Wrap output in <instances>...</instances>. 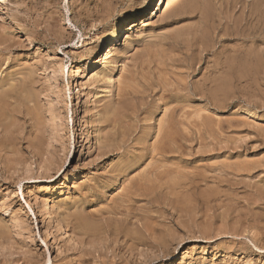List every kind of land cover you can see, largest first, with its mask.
Here are the masks:
<instances>
[{"label":"rangeland","instance_id":"obj_1","mask_svg":"<svg viewBox=\"0 0 264 264\" xmlns=\"http://www.w3.org/2000/svg\"><path fill=\"white\" fill-rule=\"evenodd\" d=\"M107 1L106 0H84V1L83 0H0V36H1V38L3 36H6L8 38V39H6V37H3V39H2L3 41L2 40L0 41V48H1V50H0L1 51L0 52L1 53L0 54V64H1L0 66L1 67L0 68L4 67V68L0 69V85H1L0 86V91H1L0 94L2 95L3 94L2 92L5 91L4 88L10 89L8 92L6 91L7 93H10V91L15 90L14 93L11 92L9 94L11 96L13 94L14 98H12V100H11V96L5 95L6 92H4V94L1 97L6 96V98L4 97L5 99H7V97H10V99H7L6 101H4L5 99L0 97V102L2 99V102L0 103V107L2 108V106H3L4 109L9 110L10 106H11V109L12 108L15 109L16 107L19 106L18 109L21 108V110H22L21 113L24 111V113L18 114L20 111L17 110V112L15 114V112L12 113L11 110H9V111L5 110V114H4V109H1V112H0V113L3 112L1 115H3V114L6 115V113H7V117H5L4 115H3V117L0 116L1 117V119H0L1 124H2V122L7 121L6 123H3L4 125L0 124V137H1V139H3V136H5V138H4L5 140L0 139L2 141V145L0 142V145H1V147H0V159H1L0 160V180L2 181V182L0 181V225L3 223L2 224L3 227H2V225L0 226V232H1L0 233V248H1L0 249L1 250L0 251V264H32V263L33 264H63L66 262H67L66 264H80V263L81 264H91V263L92 264L93 263L94 264H107V263L108 264H110V263L111 264H125V263L126 264L127 263L128 264H136V262H137V264H144L145 261L147 262V263L145 262V264H150V262H151V264H155V263L156 264H181L185 260H187V264H264V250L262 249V248H264V245H263L264 244V241H263L264 240V230H263L264 229V212H263L264 211V202H263L264 201V192L260 193L261 189L264 186L263 185L264 184V107H262V106H264V94H263L264 85H261V83H263V81H261V80L264 77V74L262 75V73L264 71H262V72L259 71L261 69L264 70V65H263L264 64V53H263V56H261L262 54H260V52L262 53L264 51L263 50L264 49V41H263L264 40V35H263L264 34V12H263L264 8L263 7L264 6H261V4L264 3V1L258 0L260 2V5H259L258 1H257V3H258V5H257L255 0H253L254 2H252L251 0H244V1L243 0H227L226 3L224 2L225 0H222V2H221V0H219V1L218 0H213V1L208 0L211 3L212 9H213V6H216V4H217L219 15L217 14L218 11H217L216 7H214V9L216 11L214 9H213V11L216 12V14L218 15L219 18H217L216 14L214 12L212 14V9H209L210 3H208V1H206V0H203L202 4H201L202 1H200V0H199L200 3L198 2L199 4L197 3L198 0H195V1L194 0H192V1L187 0V2H185V3H183L185 0H180L183 2L177 3V5L179 7H177L176 4H174L175 2H177L179 0H176V1L173 0V2H172V0L171 1L167 0L169 2V4L167 3L169 5V11H168L167 6H165V9L169 13L163 9L165 11V13L167 12L166 14L164 13L163 10L158 11V9H157L158 0H107ZM111 1L112 2L114 1L115 4L112 3ZM116 1H118L119 4H117ZM248 1H249V3H248ZM250 1H251V3H250ZM122 2H124V3H122ZM191 2H193V3L195 2L196 5H194ZM223 2L225 3L224 6L222 5ZM228 2L229 3L231 2V3L229 4ZM239 2H240V4H239ZM205 3H206V5H205ZM214 3H216V4H214ZM172 4H173V6H172ZM182 4H184V6H187V8H184L185 11L183 9H181L182 8L181 6H183ZM189 4L191 6H193V10L195 12L191 9L192 8L191 6H190L191 8L189 7ZM197 4H198V6H197ZM208 4H209V6H208L209 8L207 7ZM236 4H237V6H239V7H236L237 9H235ZM248 4L251 6L255 4L256 6H252L250 8V6ZM116 5H117V7H116ZM32 6H34V7H32ZM170 6L173 7L174 9L170 8ZM174 6H176L177 8ZM219 6H221V8L225 7L224 11H223V8L220 9ZM240 6H241V8H240ZM258 6H260L261 9L262 8L263 9L262 10L258 9V8H260ZM196 7H198V9ZM110 8H112V9H110ZM114 8H116V9H114ZM154 8H156V12L158 13V16L153 21L150 20L151 21L149 24L150 26L148 25V26L141 28L142 21L144 19L145 20L149 19V17L151 16V11ZM195 8L197 10H199V12L197 10H195ZM199 8H201V9H199ZM207 8L209 9V11H207L208 10ZM252 8H254V10H252ZM177 9H181L183 12L178 11ZM186 9H188V10H186ZM202 9L204 11H205V9H207L206 10L207 12L205 11V14L209 13L210 14V15L208 14L209 16H211V17L213 16L212 18L216 22L217 25L215 24V22L211 23L212 18H210V17L208 18V16L206 17L207 19L202 18L201 14H203V17H205L207 15V14L205 15L203 13L204 11H202ZM233 9H234V11H233ZM171 10H173L174 14L178 11V13H177L178 15L177 14L173 15ZM189 10H191L190 14H189ZM210 10H211V12H210ZM113 11H115V12L113 13ZM196 11H197V13H196ZM200 11H202L201 14H200ZM237 11H239V13ZM229 12H231V13L234 12V13H232L233 14L232 15ZM254 12H255V14H254ZM163 13H164V15H163ZM191 13L193 16L191 15ZM224 13H226V16L228 15L227 19H224V18H226L224 16ZM256 13L258 15H256ZM229 14H231V15H229ZM243 14H246V15H243ZM198 15L200 16V18H198L199 17ZM242 15L245 17H243ZM262 15H263V17H262ZM89 16H91V17H89ZM229 16L232 17L233 19L235 18L234 19L235 22H233V19L230 18ZM257 16H259V17H257ZM214 18H216V19H214ZM228 18H229V20H228ZM244 18L247 20H245ZM78 19H80V21ZM197 19H199V21H197ZM200 19H202V22L200 21ZM209 19H211V20H210V22L208 21L209 22V24H208L207 20H209ZM250 19L251 20L254 19L256 21H254V20L251 21ZM260 19L262 21H260ZM81 20H83V21H81ZM258 20H259V22H258ZM134 21L139 24L141 29H140V31L135 30L133 32V34L130 36L131 38L129 37V39H127L128 38L127 34H125L124 32L126 30L127 25H129L131 22H134ZM187 21L193 22L194 24H191V25L189 23L187 24L186 23ZM198 22H200V23L198 24ZM256 22H257V25H256ZM201 23H204V24H201ZM236 23L238 24V27H236V25H235ZM212 24L215 25V27L216 26L217 27L215 28L214 26H212ZM226 24H228L229 26L227 25L228 27H226L225 26ZM245 24H247V26ZM186 25L188 27H189V25L192 27L188 28ZM195 25H197V26H195ZM202 25H203V28L200 27ZM205 25L206 26L211 25L208 28L210 31L211 30L212 31L209 32L208 34H207V32L209 31L208 28L205 31H207L206 32L207 37L210 39L211 35H212V39H214V40L211 39L212 40L211 41L206 37V35L204 36L205 32L202 29H206ZM184 26H185V28H184ZM231 26H232V28H234V27H236V29L239 28L240 31L241 30L242 31L238 33L237 32L238 30H236L235 28L234 29L230 28ZM195 27H196V29L197 28L198 29L196 30ZM258 27L261 30H259ZM182 28H183V31H181V33H183V32L187 33V31H188L187 35L189 34L188 36L190 38H192V35H194L196 33L195 39L192 41L188 36H187L188 38L185 37L186 35L184 33H183L184 36L180 37L181 33L179 30ZM190 28H193L192 30L195 29L194 31H196V32L193 31V33H192V30H189ZM214 28L217 30V31L215 30L216 32L213 30ZM229 28L233 31H231ZM220 29L223 32H221ZM117 30L119 33L122 32L120 41L118 43L119 49H117V51H116V56H115L114 61H113L114 64L111 62V64L109 65L110 68L108 67L109 68L108 69L106 66H104L102 64H96V61L100 60V58L102 57L103 51L105 50L106 45L108 43L107 41H108L109 37L113 34V31H117ZM185 30H186V32H185ZM224 30H226V31L228 30V31L224 32ZM213 31L215 32V34ZM219 31H220V33H219ZM261 31H262V33L260 34ZM250 32H251V34H249ZM253 32H255L256 35ZM34 33H35V36H33ZM176 33H179V35ZM197 33H200V34H197ZM201 33L203 34V36H201L202 35ZM210 33H212V34L210 35ZM223 33L226 35L223 36ZM235 33L238 34V35H236L237 37L234 35ZM240 33H242V34H240ZM190 34H192V35H190ZM216 34H217V36H216ZM177 35H178V37H176ZM249 35L250 36L252 35L254 39L251 38ZM200 36L205 37V38H201ZM242 36H245V37H242ZM246 36L248 37V39H246L247 38ZM199 37L201 39H204V40L207 38L208 41H210L209 43H213V45L212 44L209 45L207 39H206V41L208 44L203 43L204 40L202 41ZM233 37H235V38H233ZM255 37H258V39ZM259 37H260V39H259ZM261 37L263 40L261 39ZM249 38H251L252 42ZM184 39H185V42H184ZM199 39L202 43L201 42L198 43ZM231 39H233V40H231ZM236 39H239V40H236ZM242 39H244V40H242ZM5 40H8L9 42H5ZM40 40H42V41H40ZM186 40H188V41H186ZM190 40H191V43L192 42L194 43V46L199 47V45L201 44L202 45V46H200L201 49L196 47L198 49L197 50L194 46L191 47L192 44L190 43ZM247 40H250V41H247ZM242 41H244V42H242ZM173 42L175 45L172 44ZM195 42H197V43L195 44ZM216 42H217V44H216ZM180 43L183 45L181 46ZM233 43H234V45H233ZM248 43H250L251 46L248 45ZM257 43H258V45H257ZM177 44L179 46L175 47V46H177ZM185 44H189V45H185ZM204 44H206L209 47H207ZM238 44H239V47H238ZM231 45H232V47H231ZM243 45H244V47H243ZM11 46H12V48H11ZM205 46H206V48H205ZM210 46L212 47L211 49H209ZM252 46H253V48H258L260 46V48H258L259 52L255 53L254 50H256V49L253 50ZM4 47H5V49H4ZM181 47H183L185 50ZM185 47H188L187 50ZM175 48L176 49L178 48V49L175 51ZM180 48H181V50H179ZM236 48H239V49L236 50ZM241 48H242V50H240ZM188 49L190 51H188ZM229 49H230V51H229ZM249 49L251 51H249ZM259 49H262V50H259ZM171 50H173V52H171ZM202 50H203V52H202ZM235 50L238 51V53L241 51L240 52L241 55L238 54L237 52H235ZM174 51H175V53H174ZM179 51H181V52L183 51L182 54ZM196 51L197 52L199 51L200 54L199 53L196 54L197 53ZM214 51H215V53H214ZM227 51H229V52H227ZM243 51H246L247 55H246V52L242 53ZM252 51H254L253 53L255 55L260 54V56L256 55V57H258V56L259 57L257 59H255V57H254L255 55L253 53H252L253 55L251 54ZM201 52L203 53V55ZM234 52L236 55L234 54ZM249 52H250V54H249ZM177 53H180V55ZM230 53L234 54L232 56H237V54H238V56L241 58V61H239L240 60L239 57H236L239 60H237L235 57L234 58L232 56L230 57V55H231ZM192 54H195L198 59H199V55H200V58H202V59H199L197 61L196 60L197 58L195 57V55L193 56ZM248 54H249V56H248ZM4 55L7 57H5ZM162 55H164L165 58ZM166 55L168 57L171 56L170 59L172 62L174 61L173 64H171L172 62H169L170 59L168 57H166ZM177 55H178V57H177ZM189 55H190V57H189ZM243 55L247 56V57L244 56L243 59L248 58V59L244 60V63H243V59L241 57ZM161 56H162V59H161ZM191 56L193 58L194 57L196 58V59H193L195 61L192 60ZM250 56H251V59H254V60H251ZM4 57H5L6 61L4 60ZM148 57L150 58V61H149ZM156 57H158V60H156L157 59ZM228 57H229L230 61L235 60L236 64L239 62L238 63L239 65H241L243 68H246V69H243V72H241V70H240V74H242V73L245 74L244 73L245 70H247V72H249L248 70L251 69L250 72L248 73V76H247V77H250V79L247 80V77L244 76L243 74L241 76L242 77L244 76L246 79H244V77H243V79H242V77H238V76H240V75H238L239 69H241V68H239L241 66H239L238 64H237V66H239V67H237L238 69L236 67H234L235 69H233L232 66H236V64L234 62L231 61L233 65H231V62H229L228 59H227V62L230 63L229 65H228V63L222 62L223 60H225ZM145 58L148 59V61ZM159 58L161 59V61ZM176 58H178V59H176ZM207 58L209 59V61H206ZM220 58H222V59H220ZM261 58L263 59L262 60L263 62L261 61ZM151 59H154V60H151ZM258 59H259V62L261 61V64H259V62L256 61ZM190 60L193 62H191ZM203 60H205V62ZM220 60H221V63L226 64L228 66L227 67H226V65L220 66V65H222V64H220ZM248 60H250L251 62L256 61L255 65H254V62H252L253 64H251V62H250V64H251L250 69H248L250 65H248V67H247V63L249 64ZM196 61L198 63H196ZM218 61H219V64H217ZM39 62H40V65H39ZM153 62H154V64H153ZM161 62H164L163 65L161 64ZM245 62H247V63H245ZM26 63H27V65H26ZM178 63H179L180 68L182 66H184V69L187 72L183 68H182V71H183L182 72L181 69H179ZM194 63H195V66H194ZM256 63H257V65H256ZM18 64L20 66L21 65L26 66V73H24L25 67L21 66L22 67L21 68ZM160 64L162 66H160ZM164 64H167V66ZM176 64H177V66H176ZM212 64L215 66H213ZM41 65H42V67H41ZM145 65H146V67H145ZM169 65H170V67L171 66L172 67H171L169 73H165V74H167V76H166L164 74V72L169 71L168 70L170 68ZM245 65H246V67H245ZM258 65H260L259 66V68L261 67L260 69H258V67H257ZM27 66L32 67L33 69H31V68L28 69ZM189 66H190V68H189ZM262 66H263V68H262ZM158 67H159V69H158ZM165 67H167V69ZM212 67H214V68H212ZM224 67H226L227 69L231 68L233 70V71L232 70L231 71L235 72L236 74L232 73L233 75L231 76L230 69L227 70ZM256 67L258 70L257 73L255 72L257 70L254 69ZM18 68L20 69V71ZM112 68L115 69L114 74H115V77L117 80H116V86H115L114 92H111V91L109 92V90H106V88L104 86L105 82H106L105 79L107 78L105 76H107L109 74V72H110V70H112ZM162 68H165L164 72H162L163 71ZM199 68H201V69H199ZM27 69L29 70L28 73H27ZM95 69L97 70V72L99 71L100 76L97 80L98 84L96 83V86L98 89L97 90L98 95L96 98V102H94V104H93L94 107L92 108V106H89L90 101L87 100V99H89V95H88L89 90L88 89L90 87V84L88 82V78L90 76V73ZM160 69H161L160 74L162 72L165 77L162 74L160 75L161 77L159 76L158 70H160ZM205 69H206L207 73L205 72ZM210 69H212V70H210ZM215 69H217V71ZM218 69H219V71H218ZM236 69H237V71H236ZM252 69H254L255 71H253ZM6 70H7V73H6ZM14 70L15 71L17 70L18 72L17 71L16 72L19 74L14 72ZM23 70H24V72H22ZM78 70H80L79 73H78ZM166 70H168V71H166ZM171 70L174 74H171L172 73ZM188 70H190V71H188ZM209 70H210V72H209ZM223 70H225L224 73H226V76L224 75ZM8 71H10V72L8 73ZM12 71H13V73H12ZM32 71H33V73H32ZM34 71H35V73H34ZM180 71L182 73H180ZM214 71H215V74L217 72L216 75L214 74ZM221 71H222V73H221ZM227 71H230V74ZM247 72L245 75H247ZM31 73L34 75L31 76ZM219 73H221V74H219ZM20 74L21 75L24 74V75L21 76ZM28 74H30V77L28 76ZM101 74H102V76H101ZM203 74L205 76L207 74H209L210 76L207 75V77L204 76L205 77L204 78V77H202ZM211 74H213V75H211ZM222 74L224 75L225 78H222V76H223ZM258 74H261L262 79H261V76ZM13 75L17 80L19 79L18 80L19 82H16L17 80L14 77H12ZM185 75H187L188 77ZM199 75H201V76H199ZM197 76H198V78H197ZM253 76H254V79H253ZM255 76H257V77H255ZM8 77H9V79L12 78L11 79L12 83H10ZM27 77L30 80H27L28 82L27 81L26 82L29 83L30 86L27 83L22 82ZM169 77H171L172 80ZM185 77L187 79H185ZM200 77L202 78V80H203V78L205 80H207L208 77L210 79H208V82L204 84L203 82H201L202 80ZM219 77L221 79H219ZM231 77H233L234 79ZM237 77L239 78L240 81L238 80ZM33 78L37 82H33V80H34ZM159 78H161V79H159ZM195 78H197V79H195ZM199 78H200V80H199ZM214 78H217V79L215 80ZM258 78L261 80H259ZM1 79H3L4 81ZM165 79H167L168 82H166L167 80H165ZM191 79L193 80L194 83L192 82ZM194 79H195V81H194ZM211 79H214V80H211ZM224 79L225 80L230 79V80H228L229 82H232V79H233V82H232L233 86H231L227 80L224 81ZM99 80H101V81L98 82ZM178 80L181 82H178ZM185 80H187V81L185 82ZM205 80H203V81L205 82ZM217 80H218V82L220 81L221 84H218ZM221 80L223 81V83ZM246 80L247 81L251 80V82L249 81L251 84L250 86H248L249 82H247ZM253 80H255V81H253ZM160 81H162V82H160ZM198 81H200L201 83ZM213 81H215V84L218 86L214 87L215 84ZM256 81L261 82L260 87H258L259 83L257 84ZM5 82H9V83H5ZM20 82H22V83H20ZM197 82L200 83L201 85H199ZM211 82H212V84L210 85ZM224 82L225 83L228 82L227 83L228 87H226V88L222 87L223 88V91H222L220 87L226 86ZM3 83H4V85L6 84V86H3ZM99 83L100 84L103 83V85L102 84L100 85ZM166 83L167 84L169 83L168 86ZM175 83L178 85V87H176ZM180 83H182V84H180ZM245 83H248V85L247 86L244 85ZM252 83L255 84L254 87H253ZM7 84H9V85L13 84V86L11 85L9 88L7 86ZM19 84H22V85L24 84V86L20 85L21 86L20 87ZM26 84L29 86V88H28L29 91L26 89L28 86L26 88H24ZM31 84H35V85H31ZM38 84L40 86L42 85L41 86L42 89H40L41 91L39 90L40 86ZM127 84H129L131 86L130 88H133V90H131ZM206 84H208L209 86ZM169 85H171V86H169ZM185 85H187V86H185ZM239 85L240 86L242 85V86L239 87ZM31 86H32V88H31ZM33 86H34V89H33ZM35 86H37V87L35 88ZM38 86H39V88H38ZM99 86L102 89L99 88ZM162 86L164 87L163 89H162ZM207 86L209 88H207ZM234 86L237 88L235 89ZM1 87H2V89H1ZM14 87H16L18 91ZM194 87H195V90H194ZM197 87L199 89H200V87H202L201 90L203 89L202 90L203 93L200 90V93H201L200 94L199 89ZM203 87H205V88H203ZM248 87H249V90H248ZM11 88H13V89L11 90ZM210 88L215 89V91L210 89ZM216 88H218V89L216 90ZM254 88H256L257 92H259V93L255 92L256 90ZM24 89H25V91H22ZM99 89H101V90H99ZM232 89H233V92H232ZM244 89L245 90L247 89V90L245 91ZM259 89H261L262 94L260 93L261 91ZM42 90H45V91H42ZM16 91L18 92V94L20 92V94H22V95L24 94V92L27 94L30 92V94H28V95L24 94L23 95L26 97H23L21 95V98L23 99V100H21L19 97L20 94L17 96V98L15 97V94L17 95ZM32 91H35V92L38 91L39 92V93L37 92L38 95L42 92V94L39 95V100L38 99L35 100V98H38V95L36 94L37 97H35L34 96L35 93ZM131 91H133V92H131ZM191 91H193L194 93ZM229 91H231V92L226 93ZM240 91L242 92L243 95L240 93ZM43 92H45V93H43ZM79 92L82 94V96L85 100V106H86V107H84L85 111L84 110L79 111L77 109V103H78L77 93H79ZM125 92H127L129 95ZM129 92L131 93V95ZM206 92H207V94H206ZM249 92H251V95L249 94L250 97H248L249 95H247ZM254 92H255V94H254ZM220 93H222V94H220ZM231 93H232V95H236V97L230 96ZM190 94H192L193 96ZM213 94H214V97H213ZM217 94H220V96L219 95L217 96ZM244 94H246V95H244ZM221 95H223L222 98H221ZM260 95L263 96V98ZM27 96H31L32 98L31 97L27 98ZM226 96L228 98H226ZM229 96H230V98H229ZM251 96L255 97V98L252 99ZM216 97H218V98H216ZM223 98H226L227 100L226 99L223 100ZM248 98H249V100H248ZM14 99L16 101V102L14 101L15 105L11 103ZM28 99H29V101H28ZM31 99H33V100L30 103ZM128 99H129L130 104H128L129 103ZM229 99H231V100H229ZM250 99H251V102H250ZM9 100H10V102H9L10 104L9 103L8 104L10 106H8V109H7L6 106L8 104L6 106H4V105ZM123 100L124 101L126 100L128 103H126V105H125V102H126L125 101L123 104L122 103ZM225 100H226V102H225ZM255 100H256V102L258 101L257 102L258 104L255 102ZM261 100L263 101V103ZM23 101H24V103H23ZM40 101H41V103H38ZM229 101H231V103ZM3 102H5V103H3ZM119 102H121V104H123V105L121 106V104ZM27 103H29V104H27ZM34 103H37V104L34 106L33 105ZM214 103H216V104H214ZM1 104H2V106H1ZM19 104H21V105H19ZM205 104L207 107L205 106ZM221 104L224 106H222ZM225 104L227 106L228 105L229 106L226 107ZM24 105H25V107H24ZM37 105H39V106L37 108H35ZM40 105H43V107L41 106L42 107L41 108ZM127 105H128V107H127ZM219 105H221V106H219ZM13 106H15V108ZM120 107H122L123 109ZM24 108H26V109L29 108V110L27 112H32L35 116L31 113H29V115L31 114L29 116L26 112V109H24ZM108 108H110V109L113 108V111H115V113L113 112L114 114H112V111L110 112V110ZM118 108L120 109L119 110V116L116 117L115 115L116 114L118 115V111H116V109L118 110ZM13 109H12V111H14ZM16 109H15V111H16ZM37 109H39V110L41 109L42 112H41V110L39 111ZM88 109H90V113L92 115L90 113H87L86 110H88ZM122 110H125V112H126V113L122 112L123 115L120 114V111H122ZM104 111H105V115L102 116L101 113L102 112L104 113ZM38 112L39 113L41 112V113L38 114ZM106 112H110V113H106ZM8 113L10 115H8ZM42 113H44L45 115H42ZM98 113H100V114H98ZM12 114H13V116L15 115L13 118L17 117V119L19 121L22 118L23 119L21 122L22 124L19 123L18 121L17 122L19 124L17 122H15L14 120H9V119H11ZM207 114H209V115H207ZM18 115H20V116H18ZM98 115H99L100 119L96 118V117H98ZM113 115L115 116V118ZM31 116L33 118L36 117L37 120H35L36 118L33 119ZM43 116H46V117L44 118ZM91 116H93V117H91ZM120 116H122V117H120ZM209 116H210V118H209ZM123 117H125V119H123L124 121L121 119ZM31 118H32V120H31ZM91 118H93L92 120H95L96 125L91 124L92 123ZM118 118L121 119V121H123V122H121V125H120V121H118L119 120ZM38 119H39V121H38ZM42 119L45 120L44 123H47V121H48L47 124L52 125V126H50V127H52V129L50 127H48V125L46 126V124H44V123H43L44 126H46L47 128L44 127L43 124L40 126H36L38 123L41 124V122L44 121ZM203 119H205V120H203ZM207 119H209V120H207ZM213 119H217L215 121H217L218 123L212 121ZM201 120H202V122H201L202 124L199 123ZM218 120H220V121H218ZM232 120H233V122H232ZM28 121L29 122L32 121L33 123L34 122H36V123H34L35 124L34 125L32 122L29 123ZM197 121H199V122H197ZM207 121H209V122H207ZM10 122H13V123L15 122V123L12 124ZM203 122L207 123V124H203ZM211 122L214 123V125L218 124V126L220 127L218 130H220V132L217 130L218 127L216 128V125L215 126H211V125L209 126V124H211ZM231 122L236 127L235 126L233 127ZM117 123L119 126L117 125ZM123 123H124V126L126 128L123 127ZM196 123L201 124V126L197 125ZM9 124H11L12 127L11 126L10 127L12 129L14 127L13 130H15V128H17L16 129L17 131H19V130L21 131V132L19 131L21 134L18 132L19 133L18 137L16 134V132H17L16 130H15L16 131L15 133L13 132V130H9V129H8L9 134H8V132L2 133L3 127L5 128L4 131H7L6 129L8 128L7 126H9ZM16 124H17V126H20V128H18L16 126ZM128 125H129V127H131V129L127 128ZM130 125H132L133 127ZM163 125H166L165 127L171 129L170 130L171 132L170 131H169L170 133L168 132L169 129H163L164 128ZM207 125L209 126V128L213 127V129L210 128L211 132H209L210 129L209 130L207 129L208 128ZM228 125L230 128L232 127L229 130H228ZM1 126H2V128H1ZM120 126L123 127V129H119ZM34 127L36 129L38 127L39 132L36 130L34 131V129H35ZM40 127H43L44 129L43 128H41V129H43L44 131L43 130L41 131ZM117 127H119V128H117ZM160 127H163L162 128L163 130ZM203 127H206V128H203ZM221 127H223V128L221 129ZM30 128H31V130H30ZM1 129H2V131H1ZM160 129L162 130L163 133L160 132ZM206 129H207V131H206ZM48 130H50V131H48ZM59 130H60V132H58ZM117 130H118V132L120 130H122L121 131L122 133H117ZM127 130H130V131H127ZM232 131L235 132L236 134L235 133L232 134L233 133ZM123 132H125V133L127 132L125 137H123L124 139L121 138V135L124 136ZM224 132H225L224 137L226 138V136L228 135L229 136L228 139L223 138V134H221V133H224ZM12 133H14V135H16V137L14 136L15 138L12 136L13 135ZM136 133H137V135H136ZM164 133L167 135H163ZM107 134H108V137H107ZM172 134H174V135H172ZM111 135L114 137H111ZM219 135H222V136H219ZM37 136H39V138ZM102 136L107 137L105 139L109 140L110 143L105 141L103 139L104 137H102ZM115 136L119 140L115 139L116 138ZM6 137L9 139L8 141H7ZM109 137H110V139H109ZM126 137H127V139H126ZM128 137H130V140ZM162 137L166 138V139L174 137L173 138V143H174L173 147H176V145L179 144L181 146V148L179 146H177L178 149H177V152H175V150H173L174 148H172L173 143L171 142L170 144H168L170 142V140L172 141V139H170V140L167 139V140H165L166 143L165 142L162 143V141L164 140ZM16 139H17V141H12V140H16ZM39 139L41 141H39ZM160 139H163V140L160 141ZM229 139L232 141L235 140V143L230 141ZM239 139H240L241 143H239L240 141L238 142ZM38 141H39V144H38ZM100 141L101 142L103 141V142L100 143ZM115 141H119L120 143L119 142L117 143ZM236 141L238 142L237 148L240 146L239 147L240 149L236 148V146H235V144H237ZM15 142H17V143H15ZM104 142H107V143H104ZM154 142L156 143L157 146L156 145L155 146L157 148L154 147ZM158 142H160L159 143L160 146H161V143L162 144L165 143L166 145H170L171 150L173 151V152L169 151L170 154L168 152L166 154L167 157L164 156V158L166 160L158 152L159 151ZM108 143L110 145H108ZM114 143H115L116 148L119 147L118 145H120V147H119L120 149L124 145L125 146L119 152L118 150H116V148H114V146L112 147V145H114ZM175 143H176V145H175ZM220 143L223 144L221 146V147H223V149L220 148V145H221ZM5 144H9V145L11 144V146L13 145L12 148L13 149L14 148L19 149L18 152H20L21 154L18 153L17 151H15V152H17V154H16L14 152V150H16V149L13 150L12 148H10L11 146L7 147ZM16 144H17V146H15ZM32 144L35 147L37 146V149L34 147L32 148V146H33ZM99 144H102L103 145L102 147L105 146V149L104 148L100 149L99 147H101V146H99ZM232 144H234V145H232ZM239 144H241V145H239ZM4 146H5V148H3ZM107 147H109V149L111 148L112 150L111 149L109 150ZM106 148L108 151H105ZM38 149L40 150V152L38 151ZM114 149H115V151H114ZM155 149H157V150H155ZM44 150H45V153H44ZM150 150H152V151H150ZM64 151H66V152H64ZM99 151H102L103 153L101 154V152H99ZM155 152L159 153L161 159L158 156V154H156ZM6 153H8L9 155L7 156ZM37 153H40L41 155H43V157H41ZM12 154H13V156H12ZM35 154H37V155H35ZM53 154H54V156H53ZM1 155H2V157H1ZM38 155L40 158L38 157ZM155 155L157 156L156 159H155ZM3 156L6 157L5 161H3L4 160ZM18 156H20V157L23 156L24 161L25 160L26 161L24 162L22 158L19 159ZM127 156L129 159L126 158ZM48 157L51 159H49ZM152 157H154L153 158L154 160H152ZM13 158H14V160H17L15 162L16 163L18 162V164H16L13 161ZM61 158H63V159H61ZM158 158L161 160L159 162H161V163H162V161L164 163L167 162L168 165L169 164L171 165L172 162H170V161L173 160V166L172 165L168 166L166 163H165L166 166H164V165L161 166L164 163H162V164L159 163L157 161V160H159ZM48 159L51 161L49 162ZM168 159H170V160H168ZM46 160H48L47 161L48 163H46ZM61 160L64 162H62ZM120 160H121V162H120ZM228 160H230V161L226 162ZM246 160H248L249 162ZM8 161L10 162V164ZM20 161H21V163H19ZM52 161L54 162V165H53ZM58 161L59 162L61 161L60 164ZM231 161H232V163H231ZM237 161H239L240 164L239 163H237V164L233 163V162H237ZM245 161L247 162L248 165H250V164L251 165L248 166ZM254 161H255V165H253ZM4 162L6 165L9 164V165H7L8 167L5 166ZM13 162L15 163L16 166H14V167L15 168L17 167V170L12 166V165H14ZM119 162H120V164H119ZM152 162L153 163L157 162V165L159 164L157 167L158 169L156 168L157 165H152L153 164ZM168 162H170V163H168ZM258 162H259V164H258ZM1 163H3V164H1ZM50 163L52 165H50ZM150 163H152V164H150ZM45 164H47L48 166L46 167ZM117 164H118V166H117ZM149 164H150V167H149ZM227 164H228V166H231L230 164L235 166L233 168L235 171L237 169L239 170V168H237V167H239V166H243V167H241L242 170L240 169V172L237 171V172H239V174H238L233 169H231L233 166L227 168ZM19 165H20V167H19ZM216 165L218 166V168L220 167L219 165H221V167L223 168V169H221V167L219 168L221 170V172H220V170L217 171L218 168H216ZM236 165H239V166H236ZM9 166H11V168H13L14 170L10 169ZM56 166H58V167H56ZM121 166L123 168L124 167L125 168L123 169ZM153 166H155L154 169L156 168L155 169L156 171L151 169ZM206 166H207V168L210 166L208 168V170H207ZM251 166L254 169V170L252 169V171H250ZM258 166H260V167H258ZM21 167H24V168H21ZM48 167H50V169H52V170H50ZM160 167H162L161 168L162 170L160 169ZM169 167H172V168L174 167L175 169L174 168L172 169ZM114 168H115V170H114ZM118 168H119V170H118ZM163 168H165V170ZM215 168H216V170H215ZM224 168H225V171H224ZM248 168H250V169H248ZM7 169H8V171L6 173ZM9 169H10V173H8ZM19 169H21V170H19ZM27 169H29L28 172H27ZM31 169H32V171H31ZM148 169L150 171L151 170L152 171L150 172ZM167 169L169 171H166ZM209 169H211V170L213 169V170L211 171ZM243 169H244V172H243ZM245 169H247V172L245 171ZM44 170L46 171L45 172L46 174L44 173ZM144 170L145 171L148 170V172L146 173ZM120 171H121V173H120ZM153 171L157 172L158 174L157 173L155 174V172H153ZM203 171H204V173H203ZM214 171H215V173H213ZM226 171H227V173H229V171H230V174L233 173L232 176L230 174H229L230 176L227 174L228 177H226V173H225V177H226L227 182L224 181V178H223L224 172H226ZM139 172L143 173L145 180H147L148 178L151 180L153 178H155V181L153 182V180H152V183L149 182L150 181L149 179H148L149 181L148 180L145 181L144 178L141 177V176H143L142 173L140 174ZM167 172H169V173L173 172V174L171 173V175L169 176V173H167ZM234 172L236 175L234 174ZM151 173H154L155 176ZM163 173H164V175H163ZM180 173L182 175H180ZM199 173H200V176H199ZM206 173H209L211 176L209 175L207 177L208 174H206ZM246 173L248 175H246ZM42 174H44L43 178L41 176ZM165 174H168V175H165ZM178 174L181 177H179ZM186 174L188 175V179L186 177L187 176ZM213 174L217 179L213 176ZM9 175H11L12 177ZM38 175H39L40 179H39V177H37ZM259 175L262 179L259 178ZM127 176L128 177L132 176V177L128 178ZM133 176L135 177V179H136V176L137 177L140 176V177H138L136 180L133 181V179H134ZM163 176H165L167 179H164L165 184L163 182L164 185L162 184L163 186H161L160 183H162L163 178H165ZM167 176H169V177H167ZM173 176H178V177L176 178ZM193 176L196 178H194ZM197 176H199V178H197ZM243 176H247V177H243ZM9 177H10V179H9ZM125 177H127V178H125ZM156 177L162 178V181L160 182L159 181L160 178L158 179ZM200 177L202 178V180H200L201 179ZM212 177H214V179ZM232 177H234V178H232ZM6 178H7V180H6ZM178 178H179V181H178ZM183 178H185V181H187L186 183L184 181V183L186 185L183 184V180H184ZM204 178L207 179V181L209 183L206 180L204 182ZM4 179H5V182H4ZM116 179H117V181H116ZM125 179L126 180L129 179V182L131 181L134 184V186L132 183H130L131 185H129L128 180H127V183H125V181H126ZM169 179H171L172 181ZM222 179L224 181L223 184L220 183V182H223V181H220ZM230 179H231V181H230ZM233 179H236V180L234 181ZM138 180H140V182ZM180 180H182V183L180 182ZM240 180H241V182H243L242 180H244L243 183H245V184L246 183L249 184V182H250V185L252 187L251 186L249 187L248 184H246V186L248 185L247 187L249 189H252L253 191L246 189L245 188L246 186H244L245 184H243V183L241 184ZM254 180L258 181L259 184L257 186L252 185L254 183H255L254 185H256V182ZM175 181H177V184H178V185L176 184V186H174L175 183L173 184V182H175ZM188 181H190V182H188ZM191 181H192V183H195L196 181L198 183L192 184ZM213 181H215L216 184H215V182L212 183ZM233 181H234V183H232ZM158 182H159V185H158ZM170 182H171V184H170ZM210 182H211V184H210ZM235 182L240 183V184L238 185ZM124 183L129 185L127 188L125 186V190L126 189L129 190V191L126 190V192H128V193H126L124 190H122L123 185H125ZM138 183H139V187H137ZM146 183L147 184L149 183L148 187H147ZM153 183H155V184H153ZM166 183H168V184H166ZM205 183H208V184H205ZM218 183H220L222 185H220ZM231 183H232V186H231ZM260 183L263 186L260 185ZM172 184H173V186L169 187ZM187 184H188V186H187ZM226 184H228V185H226ZM155 185L157 188H153V187H155ZM192 185L194 187H192ZM198 185L200 187H198ZM206 185H207V187H206ZM208 185L209 186L211 185L210 188L208 187ZM224 185H226V186H224ZM150 186H152V187H150ZM177 186H178V188H177ZM181 186H182V188H181ZM183 186H184V188H183ZM190 186L192 187L191 190H190V188H191ZM223 186H224V188H222L221 192H220L219 190ZM236 186H237V188H239V187L241 188L243 186L242 187L243 189L242 188H241V190H240V188L237 189ZM258 186H260V187H258ZM131 187H133V188H131ZM143 187H145V188H143ZM179 187H180V192H179ZM186 187H187V189H189L188 191H187ZM136 188H138L139 190L143 189L144 191L142 190L143 192L142 191L139 192V190L138 189L136 190ZM147 188H153V191H152V189H149V192H148ZM170 188H172L173 191H171L172 189H170ZM174 188L177 189L178 191L176 192V190ZM194 188H196V189H194ZM218 188H219L218 191L220 192L219 195L216 192ZM130 189L131 190L135 189L136 191L135 190L134 191L136 194L133 193L134 192L133 190H132L133 192L131 193ZM163 189H165V190H163ZM166 189L167 190L170 189L169 191H171L173 195L169 191L167 192ZM181 189H182V192H181ZM213 189H215L216 191ZM224 189L230 190L231 193H230V191H229V194L224 192L223 191ZM145 190H147V191H145ZM195 190H197V191H195ZM137 191L139 193H137ZM186 191H187V193H186ZM189 191H191V192H189ZM205 191L208 192V194H210L209 195L210 197L208 195L206 196L207 193L204 194ZM233 191H234V193H233ZM249 191L251 193L255 194V195L254 194H252V195H253V197L255 196L256 199L253 198L252 195L251 196L249 195L250 194ZM123 192H124V195H123ZM129 192L132 195H134V197L132 196L134 198L132 200L133 202L132 201L131 202L126 201V200H128L129 197H131L128 195ZM158 192H159L160 196H159V194H157ZM183 192L186 193L185 196H184ZM196 192H198V195L201 193L199 197L196 194ZM213 192L214 193L216 192V193L214 194ZM257 192L259 193V195ZM140 193H141V197H140ZM143 193L145 195L147 193L146 197H144L145 195H143ZM166 193H168V194H166ZM175 193L178 194L179 196L177 197ZM247 193H248V196H244V195H247ZM121 194H122V196H124L123 198H124L125 202L123 200H120L122 198V196H120ZM148 194H149V196H148ZM169 194H171V195H169ZM216 194L218 195V198H216L217 196H215V197L212 196V195H216ZM235 194H237L240 197L236 196ZM135 195L137 197L139 195V197L137 198ZM168 195L170 197H168ZM181 195H182V197H181ZM234 195L236 198H234ZM260 195H262V196H260ZM142 196L144 199L142 198ZM153 196H155V197H153ZM157 196L160 199H157ZM186 196H187V198H185ZM118 197H120V198H118ZM161 197L164 199V201H162ZM183 197L185 199H183ZM204 197H207L208 200H206V198H204ZM222 197L227 202H224V199ZM247 197H249L248 201H247ZM116 198L118 199V202H117ZM150 198H153V199H150ZM154 198H156L155 200L157 201L158 205H159V203H161L160 207L157 205V203H154L155 202ZM181 198H182V201H181ZM239 198L241 201L239 200ZM242 198L243 199L245 198V199L242 200ZM46 199L49 201V203H51L50 205L52 207L55 206L54 209L52 208V211L54 210L53 212H55V213H53V218H51L49 216L45 217L43 214L44 213L43 212V208H44L43 205L45 204V202H47ZM115 199H116V201H115ZM186 199H188V200H186ZM195 199H197V200H195ZM233 199H235L236 201ZM251 199H252V201H251ZM257 199L258 200L260 199V201H257ZM159 200H161V201H159ZM169 200H171V201H169ZM172 200H173V202H172ZM190 200H192V201H190ZM214 200H216V201H214ZM113 201L115 203L116 202L117 203L115 204ZM120 201H123V202H120ZM177 201H181V203L184 201V203H186V205H184V203L181 205L180 202H177ZM188 201L191 204L188 203ZM194 201H195V203H194ZM221 201H223V202H221ZM242 201H244V202H242ZM253 201H254V203H253ZM42 202H44L43 205H42ZM119 202L122 204L121 205L118 204ZM149 202H151L152 204L150 203V205H149ZM245 202H247V204ZM61 203L63 206L61 205ZM124 203L127 205L125 206ZM168 203H169V205H167ZM171 203H173V205ZM198 203H200V204H198ZM217 203H219V205ZM240 203H241V205L244 204L243 206H245V207L239 206ZM114 204L119 209V211H117L116 213H114V212L118 209L115 208ZM130 204H132V206ZM147 204L149 205L148 207H147ZM164 204L166 205V207ZM192 204H194V205H192ZM262 204H263V206H262ZM65 205H66V207H64ZM110 205H112V208ZM183 205H184V207H183ZM119 206H121L123 208H120ZM128 206L131 207L132 209L129 208ZM138 206H140V208H138ZM233 206H234V208H233ZM253 206H254V208H253ZM58 207H60V208L58 209ZM124 207H126V208L128 207L127 208L128 210ZM104 208H105V210H102ZM108 208H111V210L113 208H115L116 210H114V211L112 210L113 211L112 212V211L108 210ZM155 208H157V209H155ZM226 208H228V210H230V211H228ZM247 208H248L249 213H247L248 216L246 215V218H245V216H243V214L245 212H247ZM81 209L83 210V212ZM135 209L138 211H142V212H138ZM141 209H143V210H141ZM152 209L155 210L153 212V214H152V211H153ZM236 209H238V211H236ZM243 209L245 212L243 211ZM255 209L257 212L254 211ZM98 210L100 211L99 212L100 214L97 213ZM157 210H160V211H158V213H156ZM162 210L165 213H163ZM74 211H75V214H77L78 218L75 217L76 215L74 214ZM80 211L82 213H80ZM104 211H106L107 213ZM127 211H128V214H126ZM129 211H130V213H129ZM143 211H146V213L145 212L143 213ZM95 212H96V214H95ZM136 212H138V213H136ZM91 213H94V215ZM103 213H104V215L101 216V214H103ZM111 213H114V214L111 215ZM140 213L141 214L143 213V214L140 215ZM147 213L149 216L146 215ZM233 213L236 217L233 215ZM252 213L255 215H253ZM78 214L81 215V218H80V216H78ZM116 214H117V216H116ZM119 214H121L122 216L121 215L119 216ZM135 214H137V215L139 214V215L137 217H134ZM189 214L193 215L194 217L193 216L190 217ZM84 215H87V217H86L87 219L85 218ZM88 215L90 216L89 218H91L92 221H91V219L88 221V219H89ZM91 215H93L94 217ZM95 215H96V217H95ZM124 215H125V217H124ZM144 215H145V218L143 217ZM238 215H240V216L238 217ZM127 216H128V219L130 221L128 219H126ZM141 216H142V218H141ZM241 216H243L244 218ZM61 217H64V218L61 219ZM82 217H83V219H82ZM109 217H110V219H109ZM111 217L112 218L114 217L113 219L115 220V222L111 221V220H113ZM159 217H161V218H159ZM179 217H182L181 218L182 220H180ZM65 218H66V220L64 221ZM98 218H99V220H98ZM105 218H107V219H105ZM118 218H119V220H118ZM152 218H153V220H152ZM191 218H192V220H191ZM235 218H236V220H235ZM242 218H243V220H242ZM72 219H73V221H72ZM77 219H79V220H77ZM104 219H105V221H104ZM108 219L110 220V222H113V223H111V224H110V222L108 223V221H109ZM116 219L119 222H117V224L114 225V223H116V221H117ZM121 219L124 222H122ZM249 219H251V221ZM253 219H255V221ZM75 220H76L77 224L75 223ZM101 220H102V223H101ZM144 220H146L145 221L146 225H142V223H144ZM223 220L224 221L226 220L227 222L225 221L226 223H224ZM56 221H57V223H56ZM83 221H87V222H83ZM128 221H129V225H127ZM169 221H171V222L169 223ZM183 221L186 224H184ZM253 221L254 222L258 221L259 223L258 222L254 223ZM62 222H65V224ZM89 222H91V223L89 224ZM98 222H100V223H98ZM121 222L124 223V225ZM125 222L127 224H125ZM152 222H153V224H152ZM228 222H230V223H228ZM233 222L236 223L235 226L233 225L234 224ZM243 222H245V223H243ZM260 222H261V224H260ZM80 223H82V224L80 225ZM93 223H95V224H93ZM118 223L121 225H118ZM149 223L152 227H150ZM62 224H64V226ZM84 224L85 225L87 224V226H85V227H86V229L88 227L87 230H89V234L85 235V233H83L81 231V229H83V227H84L82 225H84ZM99 224L100 225L103 224V226H98ZM132 224H134V226ZM224 224L227 227L228 226H230V227L233 226V227H232V229H230V227H228V229H230V230H228L227 227L225 229ZM4 225H5V227H4ZM73 225H74V227H73ZM89 225H91V226L89 227ZM96 225L98 227H96V229H95L94 227ZM130 225H131V227H130ZM136 225L138 227H136ZM223 225H224V227H223ZM119 226H123V227H125V229L123 227H120V229H121V231H120V229L118 228ZM207 226H209V227H207ZM211 226H213V227L211 228ZM21 227H22V229H21ZM57 227H58V229H57ZM70 227H73V228L70 229ZM103 227L106 228V229L104 228L106 232H103L104 229L99 230V229H102ZM145 227H146V229H144ZM130 228H132V229H130ZM136 228H137V230H135ZM153 228L154 229L156 228V229L154 230ZM204 228L206 230L202 231V229H204ZM233 228H234V230H233ZM244 228L245 229L248 228V229L245 230ZM75 229L78 232L82 233L83 235L76 232ZM93 229H95L94 231L96 233L93 231ZM123 229L126 230V232L123 231ZM242 229L244 230V232ZM257 229H258V231H257ZM7 230H10L11 233L9 234V232H6ZM71 230H73V232H74L73 235L76 233L75 238L71 234L72 233ZM90 230H92V231H90ZM108 230H112V231H108ZM133 230H135L134 234H133ZM231 230H232V232H229ZM62 231H63V233H62ZM98 231H100V232H98ZM147 231H148V233H147ZM220 231L221 232L223 231V234H221ZM248 231L249 232L251 231V232L249 233ZM253 231H254V233H253ZM68 232H70V233H68ZM138 232H140L139 235H138ZM154 232H155V234H154ZM163 232L166 234L164 235ZM7 233L10 236L6 235ZM208 233H210V234H208ZM235 233L236 234L239 233V234L236 235ZM78 234H80V235H78ZM113 234L116 235L115 236L116 238L114 237ZM122 234L123 235L125 234L128 239L124 237L125 235L121 236ZM127 234H129L130 236ZM142 234H143L144 238H143V236H141ZM145 234H146V236H145ZM159 234H161V235H159ZM5 235H6V237H5ZM92 235H94V237ZM163 235L165 237L164 239H163ZM242 235H243V237H242ZM255 235L257 236L258 239L256 238ZM76 236L77 237L79 236L78 237L79 240L77 239ZM106 236H108V237H106ZM137 236H138V238H137ZM157 236H159V237H157ZM166 236H167V238H166ZM80 237H81V239H80ZM130 237H132V238L130 239ZM161 237H162V239H161ZM124 238H125V240H122ZM139 238H140V240L137 242V240ZM158 238H160L161 240ZM4 239H6V240H4ZM15 239H17V240H15ZM113 239L116 242L113 241ZM133 239H135L136 242H134L135 240L133 241ZM155 239H156V241H155ZM157 239L160 241H158ZM164 240H166V241L164 242ZM5 241H7V242H5ZM65 241H67V243ZM161 241H163V242H161ZM3 242H4V244H3ZM87 242H89V244ZM160 242L162 245L160 244ZM259 242H260V244H259ZM261 242H262V244H261ZM70 243H71V245H70ZM133 243L136 244L135 246L139 248L138 251H137L138 248L132 246V245H134ZM150 243L151 244L155 243V244H154V246H152ZM72 244H75L78 246H75ZM81 244H83V245H81ZM128 244L132 246V248L130 250L128 248H130L131 246L126 247V246H129ZM241 244H242V246H241ZM244 244H245V247H247V248H245V247L243 248ZM246 244H247V246H246ZM122 245H124V246L126 245V246L124 247ZM239 245H240V247H239ZM254 245H255V247H254ZM66 246H67V248H66ZM68 246H70L71 248ZM105 246L107 249L105 248ZM237 246L239 248H237ZM112 247H113V249H112ZM155 247L160 248V250L158 248H155ZM191 247L193 248V250H192L193 254H191V256L193 257V260H191L189 258L185 259L184 255L188 251V249ZM250 247H252V248H250ZM85 248H87V249H85ZM71 249H72V251H70ZM76 249H79V252ZM108 249L111 250V252ZM164 249H168V250H164ZM236 249H237V251H236ZM240 249L243 251H241ZM132 250L137 251V252H134V251L132 252ZM151 250L152 251L154 250L153 251L154 256L152 255ZM238 250H240L242 253ZM81 251H83V252H81ZM155 251H158V252H155ZM159 251H161V252H159ZM163 251H165V253H168V254H165ZM86 252L89 255H87ZM123 252H124V254H123ZM162 252L165 254V256ZM115 253H116V255H115ZM129 253H131V254H129ZM133 253L134 254L137 253V255L139 254L138 257L136 254H135L136 255L135 256ZM156 254H159V255H156ZM129 255H131V257ZM145 255H147V256H145ZM172 255H175V256H172ZM74 256H76V257L74 258ZM139 256H141V257H139ZM88 257L89 258L94 257V258H93V260L92 259L89 260ZM113 257H114V259H113ZM120 257H121V259H120ZM127 257H128V259H126ZM133 257H134V260H133ZM136 257H137V259H139L138 260L139 263H138V261H136ZM145 257H147V258H145ZM126 260H127V262H126ZM140 260H141V262H140Z\"/></svg>","mask_w":264,"mask_h":264},{"label":"bare ground","instance_id":"obj_2","mask_svg":"<svg viewBox=\"0 0 264 264\" xmlns=\"http://www.w3.org/2000/svg\"><path fill=\"white\" fill-rule=\"evenodd\" d=\"M83 1H84V0H83ZM106 1H107V0H106ZM168 1H171V0H168ZM168 1H167V0H158V7H157L158 11H159V10L162 11L163 9L166 10V9H165V6L168 7V11H169V5H168L169 2H168ZM174 1H176V0H174ZM189 1H190V0H189ZM191 1H192V0H191ZM194 1H195V0H194ZM200 1H202V2H201V4H202V3H203V0H200ZM200 1L198 0L197 3H198V2L200 3ZM206 1H208V0H206ZM209 1H210V0H209ZM209 1H208V3H210ZM212 1H213V0H212ZM218 1H219V0H218ZM226 1H227V0H225L224 2L226 3ZM243 1H244V0H243ZM251 1L254 2L253 0H251ZM251 1H250V3H251ZM255 1H256V3H257L258 0H255ZM259 1H260V0H259ZM259 1H258V3H259V5H260V2H259ZM263 1H264V0H263ZM32 2H33V1H32ZM38 2H39V1H38ZM107 2H108V1H107ZM111 2H112V1H111ZM116 2H117V4H119L118 1H116ZM126 2H127V1H126ZM172 2H173V0H172ZM172 2H171V3H172ZM179 2L181 3V2H183V1H180V0H179V1L175 2L174 4H176V6L179 7V6L177 5V3H179ZM185 2H187V0H185L183 3H185ZM204 2H205V1H204ZM216 2H217V1H216ZM221 2H222V0H221ZM221 2H220V3H221ZM224 2H223V4H222L223 6H224V4H225ZM233 2H234V1H233ZM240 2H241V1H240ZM240 2H239V4H240ZM108 3H109V2H108ZM112 3H114V1H113ZM122 3H124V2H122ZM167 3H168V4H167ZM191 3H193V2H191ZM191 3H190V4H191ZM199 3H198V4H199ZM228 3H229V2H228ZM230 3H231V2H230ZM230 3H229V4H230ZM235 3H236V2H235ZM248 3H249V1H248ZM258 3H257V5H258ZM33 4H34V3H33ZM33 4H32V5H33ZM38 4H39V3H38ZM38 4H37V5H38ZM40 4H41V3H40ZM114 4H115V3H114ZM114 4H113V5H114ZM147 4H148V3H147ZM187 4H188V3H187ZM190 4H189V7L191 6ZM193 4L196 5L195 2H194ZM193 4H192V5H193ZM198 4H197V6H198ZM212 4H213V3H212ZM214 4H216V3H214ZM246 4H247V3H246ZM263 4H264V3H263ZM263 4H261V6H264ZM37 5H36V6H37ZM179 5H180V4H179ZM182 5H183V6H181L182 8L180 7L181 9L184 10V8H187V6H184V4H182ZM185 5H186V4H185ZM203 5H204V4H203ZM205 5H206V3H205ZM219 5H220V4H219ZM248 5H249V4H248ZM34 6H35V5H34ZM34 6H32V7H34ZM38 6H39V5H38ZM144 6H145V5H144ZM172 6H173V4H172ZM176 6H174V7H176ZM200 6H201V5H200ZM208 6H209V4L207 5V7H208ZM228 6H229V5H228ZM246 6H247V5H246ZM249 6H250V8H251L252 6H256V5L254 4V5H252V6H251V5H249ZM116 7H117V5H116ZM167 7H166V8H167ZM177 7H176V8H177ZM191 7H192V8H191ZM191 7H190V8L193 10V6H191ZM202 7H203V6H202ZM209 7H210V8H209ZM209 7H208L209 9H212L211 3H210V6H209ZM214 7H216V9H217V11H218L217 4H216V6H213V9H214ZM219 7H220V9L223 8V11H224L225 7H222V8H221V6H219ZM231 7H232V6H231ZM236 7H239V6H237V4H236L235 9H237ZM242 7H243V6H242ZM258 7H260V6H258ZM258 7H257V8H258ZM170 8L174 9V8L171 7V6H170ZM196 8L198 9V7H196ZM196 8H195V10H197ZM203 8H204V7H203ZM208 8H207V9H208ZM227 8H228V7H227ZM240 8H241V6H240ZM263 8H264V7H263ZM263 8H262V9H263ZM110 9H112V8H110ZM114 9H116V8H114ZM181 9H177V10L183 12ZM199 9H201V8H199ZM207 9H205V11H206ZM209 9H208L207 11H209ZM213 9H212V14H213V12H214ZM231 9H232V8H231ZM258 9L262 10L261 7L258 8ZM74 10H75V9H74ZM164 10H163V11H164ZM186 10H188V9H186ZM214 10H215V9H214ZM238 10H239V9H238ZM247 10H248V9H247ZM252 10H254V8H252ZM252 10H251V11H252ZM260 10H259V11H260ZM77 11H78V10H77ZM166 11H167V10H166ZM168 11H167V12H168ZM178 11H177L175 14H177ZM184 11H185V10H184ZM190 11H191V10H189V14H190ZM193 11H194V10H193ZM197 11L199 12V10H197ZM197 11H196V13H197ZM202 11H204V10L202 9ZM202 11H200V14H201ZM205 11L203 12L204 14H205ZM207 11H206V12H207ZM215 11H216V10H215ZM220 11H221V10H220ZM223 11H222V12H223ZM233 11H234V9H233ZM241 11H242V10H241ZM114 12H115V11H113V13H114ZM167 12H166V13H167ZM171 12L173 13V15H175L174 12H173V10H171ZM171 12H170V13H171ZM186 12H187V11H186ZM186 12H185V13H186ZM194 12H195V11H194ZM210 12H211V10H210ZM237 12L239 13V11H237ZM248 12H249V11H248ZM252 12H253V11H252ZM263 12H264V11H263ZM78 13H79V12H78ZM164 13H165V11H164ZM164 13H163V15H164ZM166 13H165V14H166ZM168 13H169V12H168ZM192 13H193V12H192ZM192 13H191V15H192ZM214 13L216 14V12H214ZM229 13H231V12H229ZM232 13H234V12H232ZM232 13H231V14H232ZM238 13H237V14H238ZM242 13H243V12H242ZM249 13H250V12H249ZM249 13H248V14H249ZM259 13H260V12H259ZM107 14H108V13H107ZM110 14H111V13H110ZM193 14H194V13H193ZM206 14H207V15H206ZM206 14H205V15H206L205 17H203V14H201V16H202L203 19H204V18L207 19V18H206L207 16H208V18H209V17H210V18L213 17V16H212V17L209 16V15H210L209 13H206ZM208 14H209V15H208ZM215 14H214V15H215ZM217 14L219 15V11H218ZM217 14H216V16H217V18H219ZM222 14H223V13H222ZM231 14H229V15H231ZM248 14H247V15H248ZM252 14H253V13H252ZM254 14H255V12H254ZM262 14H263V13H262ZM74 15H75V14H74ZM108 15H109V14H108ZM169 15H170V14H169ZM171 15H172V14H171ZM177 15H178V14H177ZM186 15H187V14H186ZM220 15H221V14H220ZM232 15H233V14H232ZM234 15H235V14H234ZM243 15H246V14H243ZM243 15H242V16H243ZM249 15H250V14H249ZM256 15H258V14L256 13ZM260 15H261V14H260ZM260 15H259V16H260ZM109 16H110V15H109ZM157 16H158V13L156 12V8L152 9V11H151V16L149 17V19H146V20L144 19V20L142 21V23H141V28H143V27H145V26H148V25L150 24L151 21H153L154 19H156ZM184 16H185V15H184ZM192 16H193V15H192ZM198 16H199V15H198ZM224 16L226 17V18H224V19H227V16H228V15L226 16V13H224ZM236 16H237V15H236ZM250 16H251V15H250ZM250 16H249V17H250ZM259 16H257V17H259ZM77 17H78V16H77ZM80 17H81V16H80ZM89 17H91V16H89ZM89 17H88V18H89ZM175 17H176V16H175ZM186 17H187V16H186ZM195 17H196V16H195ZM214 17H215V16H214ZM221 17H222V16H221ZM229 17H230V16H229ZM243 17H245V16H243ZM254 17H255V16H254ZM262 17H263V15H262ZM146 18H147V17H146ZM180 18H181V17H180ZM193 18H194V17H193ZM196 18H197V17H196ZM198 18H200V16H199ZM230 18H232V17H230ZM237 18H238V17H237ZM194 19H195V18H194ZM214 19H216V18H214ZM232 19H233V18H232ZM234 19H235V18H234ZM234 19H233V22H235ZM244 19H245V18H244ZM75 20H76V19H75ZM78 20L80 21V19H78ZM150 20H151V21H150ZM210 20H211V19L207 20V23H208V24H209ZM219 20H220V19H219ZM222 20H223V19H222ZM228 20H229V18H228ZM239 20H240V19H239ZM245 20H247V19H245ZM250 20H251V19H250ZM252 20H254V19H252ZM252 20H251V21H252ZM81 21H83V20H81ZM88 21H89V20H88ZM197 21H199V19H197ZM200 21L202 22V19H200ZM208 21H209V22H208ZM216 21H217V20H216ZM243 21H244V20H243ZM248 21H249V20H248ZM248 21H247V22H248ZM251 21H250V22H251ZM254 21H256V20H254ZM260 21H262V20L260 19ZM122 22H123V21H122ZM214 22H215V21H214L213 18H212V22H211V23H214ZM225 22H226V21H225ZM229 22H230V21H229ZM247 22H246V23H247ZM258 22H259V20H258ZM79 23H80V22H79ZM186 23H187V24L189 23L190 25H191V24H194L193 22H190V21H187ZM199 23H200V22H198V24H199ZM243 23H244V22H243ZM252 23H253V22H252ZM261 23H262V22H261ZM201 24H204V23H201ZM215 24H216V22H215ZM220 24H221V23H220ZM228 24H229V23H228ZM228 24H226L225 26L228 27V26H229ZM232 24H233V23H232ZM262 24H263V23H262ZM190 25H189V27H192V26H190ZM216 25H217V24H216ZM227 25H228V26H227ZM235 25H236V27H238V24H237V23H236ZM245 25L247 26V24H245ZM250 25H251V24H250ZM256 25H257V22H256ZM260 25H261V24H260ZM149 26H150V25H149ZM186 26H187V25H186ZM193 26H194V25H193ZM195 26H197V25H195ZM205 26H206V25H205ZM210 26H211V25L206 26V29H202V30H204V32H205L204 36L206 35V32H207V31H205V30H207V28L210 27ZM212 26L215 27V25H213V24H212ZM222 26H223V25H222ZM240 26H241V25H240ZM246 26H245V27H246ZM248 26H249V25H248ZM252 26H253V25H252ZM99 27H100V26H99ZM187 27H188V26H187ZM189 27H188V28H189ZM200 27L203 28V25L200 26ZM200 27H199V28H200ZM216 27H217V26H216ZM216 27H215V28H216ZM226 27H225V28H226ZM236 27H234V28L236 29ZM241 27H242V26H241ZM245 27H244V28H245ZM141 28H140V26H139V24H138L137 22H135V21H134V22H131L129 25H127L126 30H125V32H124L125 34H127V37H128V38H127V37H126V38L129 39V37L133 34V32H134L135 30H139V31H140ZM184 28H185V26H184ZM188 28H187V29H188ZM204 28H205V27H204ZM212 28H213V27H212ZM215 28L213 29L214 31L216 30ZM230 28H232V26H231ZM230 28H229V29H230ZM234 28H232V29H234ZM244 28H243V29H244ZM247 28H248V27H247ZM258 28H259V27H258ZM86 29H87V28H86ZM192 29H193V28H190L189 30H192ZM195 29H196V27H195ZM195 29H194V30H195ZM197 29H198V28H197ZM197 29H196V30H197ZM221 29H222V28H221ZM221 29H220V30H221ZM223 29H224V28H223ZM226 29H227V28H226ZM35 30H36V29H35ZM111 30H112V29H111ZM143 30H144V29H143ZM194 30H192V33H193ZM208 30H209V28H208ZM230 30H231V29H230ZM236 30H238V31H237L238 33L242 31V30L240 31L239 28L236 29ZM246 30H247V29H246ZM254 30H255V29H254ZM259 30H261V29L259 28ZM262 30H263V29H262ZM179 31H180V33H181V31H183V28L180 29ZM199 31H200V30H199ZM211 31H212V30H211ZM211 31L209 30V31L207 32V34H208L209 32H211ZM214 31H213V32H214ZM216 31H217V30H216ZM216 31H215V32H216ZM225 31H226V30H224V32H225ZM227 31H228V30H227ZM227 31H226V32H227ZM231 31H233V30H231ZM231 31H230V32H231ZM251 31H252V30H251ZM40 32H41V31H40ZM177 32H178V31H177ZM185 32H186V30H185ZM194 32H196V31H194ZM215 32H214V34H215ZM221 32H223V31L221 30ZM234 32H235V31H234ZM35 33H36V32H35ZM35 33L33 34V36H35ZM183 33H184V32H183ZM183 33H181L180 37H181V36L183 37L184 34L186 35L185 37H187V36L189 35V34L187 35L188 31H187V33H184V34H183ZM189 33H190V32H189ZM219 33H220V31H219ZM244 33H245V32H244ZM253 33H255V32H253ZM257 33H258V32H257ZM261 33H262V31L260 32V34H261ZM31 34H32V33H31ZM38 34H39V33H38ZM40 34H41V33H40ZM111 34H112V33H111ZM121 34H122V32L119 33L118 30H117V31H113V34L109 37V39H108V41H107L108 43H107V45H106L105 50L103 51L102 57L100 58V60L96 61V64H102V65H104V66H106V67L108 68L109 65L111 64V62L113 63L114 58H115V56H116V51H117V49H119V48H118V43H119V41H120ZM176 34L179 35V33H176ZM197 34H200V33H197ZM201 34H202V33H201ZM211 34H212V33H210V35H211ZM240 34H242V33H240ZM240 34H239V35H240ZM246 34H247V33H246ZM246 34H245V35H246ZM249 34H251V32H250ZM107 35H108V34H107ZM178 35H177L176 37H178ZM190 35H192V34H190ZM195 35H196V33H195L194 35H192V38H190L189 36H188V37L193 41V40L195 39ZM220 35H221V34H220ZM224 35H226V34L223 33V36H224ZM230 35H231V34H230ZM234 35L236 36V35H238V34L235 33ZM247 35H248V34H247ZM255 35H256V33H255ZM258 35H259V34H258ZM263 35H264V34H263ZM122 36H123V35H122ZM197 36H198V35H197ZM197 36H196V37H197ZM201 36H203V34H202ZM201 36H200V37H201ZM208 36H209V35H208ZM216 36H217V34H216ZM227 36H228V35H227ZM231 36H232V35H231ZM249 36H250V35H249ZM3 37H6V36H3ZM3 37L1 38V36H0V38H1L0 41L3 39ZM45 37H46V36H45ZM180 37H179V38H180ZM185 37H184V38H185ZM188 37H187V38H188ZM200 37H199V38H200ZM206 37H207V35H206ZM209 37H210V36H209ZM220 37H221V36H220ZM236 37H237V36H236ZM242 37H245V36H242ZM246 37H247V36H246ZM250 37L253 38L252 35H251ZM262 37H263V36H262ZM262 37H261V39H262ZM37 38H38V37H37ZM43 38H44V37H43ZM130 38H131V37H130ZM197 38H198V37H197ZM201 38H205V37H201ZM201 38H200V39H201ZM207 38H208V37H207ZM207 38H206V39H207ZM227 38H228V37H227ZM233 38H235V37H233ZM251 38H249V39L251 40ZM255 38L258 39V37H255ZM6 39H8V38L6 37ZM40 39H41V38H40ZM176 39H177V38H176ZM181 39H182V38H181ZM200 39H199V42H198V43L201 42ZM206 39H205V40H204V39H201V40H202V41H203V40L205 41V42L203 41V43H207V41H208L209 38L207 39V41H206ZM211 39H212V35H211V38H210L209 40H211ZM217 39H218V38H217ZM239 39H240V38H239ZM239 39H236V40H239ZM246 39H248V37H247ZM253 39H254V38H253ZM259 39H260V37H259ZM42 40H43V39H42ZM42 40H40V41H42ZM48 40H49V39H48ZM177 40H178V39H177ZM191 40H190V43H191ZM212 40H214V39H212ZM212 40H211V41H212ZM231 40H233V39H231ZM242 40H244V39H242ZM250 40H247V41H250ZM255 40H256V39H255ZM262 40H263V39H262ZM2 41H3V40H2ZM130 41H131V40H130ZM186 41H188V40H186ZM195 41H196V40H195ZM217 41H218V40H217ZM219 41H220V40H219ZM234 41H235V40H234ZM263 41H264V40H263ZM263 41H262V42H263ZM5 42H9V41H8V40H5ZM180 42H181V41H180ZM184 42H185V39H184ZM209 42H210V41H208V43H209ZM213 42H214V41H213ZM237 42H238V41H237ZM242 42H244V41H242ZM251 42H252V40H251ZM253 42H254V41H253ZM186 43H187V42H186ZM196 43H197V42H195V44H196ZM201 43H202V42H201ZM208 43H207V44H208ZM172 44H174V42H173ZM180 44H181V43H180ZM191 44H192V46H191V45H190V46L193 47V46H194V43L192 42ZM210 44L213 45V43H209V45H210ZM214 44H215V43H214ZM216 44H217V42H216ZM230 44H231V43H230ZM242 44H243V43H242ZM254 44H255V43H254ZM262 44H263V43H262ZM262 44H261V45H262ZM103 45H104V44H103ZM174 45H175V44H174ZM182 45H183V44H181V46H182ZM185 45H189V44H185ZM204 45H206V44H204ZM228 45H229V44H228ZM233 45H234V43H233ZM236 45H237V44H236ZM236 45H235V46H236ZM248 45H250V43H248ZM257 45H258V43H257ZM257 45H256V46H257ZM259 45H260V44H259ZM178 46H179V45L177 44V46H175V47H178ZM200 46H202V45L200 44L199 47H198V46H194V47H195V48L198 47V48L201 49ZM206 46H207V45H206ZM206 46H205V48H206ZM220 46H221V45H220ZM220 46H219V47H220ZM225 46H226V45H225ZM235 46H234V47H235ZM241 46H242V45H241ZM250 46H251V45H250ZM254 46H255V45H254ZM172 47H173V46H172ZM183 47H184V46H183ZM183 47H181V48H183ZM207 47H209V46H207ZM214 47H215V46H214ZM231 47H232V45H231ZM236 47H237V46H236ZM238 47H239V44H238ZM243 47H244V45H243ZM245 47H246V46H245ZM8 48H9V47H8ZM11 48H12V46H11ZM164 48H165V47H164ZM181 48H180L179 50H181ZM185 48H186V50H187L188 47H185ZM211 48H212V47L210 46L209 49H211ZM220 48H221V47H220ZM226 48H227V47H226ZM246 48H247V47H246ZM246 48H245V49H246ZM252 48H253V46H252ZM258 48H260V46H259ZM258 48H253V50H254V49L257 50V51L254 50L255 53L259 52V51H258ZM4 49H5V47H4ZM102 49H103V48H102ZM177 49H178V48H177ZM177 49L175 48V51H176ZM183 49H184V48H183ZM189 49H190V48H189ZM189 49H188V51H190ZM196 49H197V48H196ZM222 49H223V48H222ZM230 49H231V48H230ZM230 49H229V51H230ZM238 49H239V48H236V50H238ZM0 50H1V48H0ZM2 50H3V49H2ZM7 50H8V49H7ZM10 50H11V49H10ZM184 50H185V49H184ZM194 50H195V49H194ZM197 50H198V49H197ZM206 50H207V49H206ZM206 50H205V51H206ZM212 50H213V49H212ZM232 50H233V49H232ZM232 50H231V51H232ZM236 50H235V52L238 53V51H236ZM240 50H242V48H241ZM243 50H244V49H243ZM247 50H248V49H247ZM259 50H262V49H259ZM263 50H264V49H263ZM175 51H174V53H175ZM188 51H187V52H188ZM191 51H192V50H191ZM229 51H227V52H229ZM249 51H251V50L249 49ZM254 51H252L251 54H252ZM0 52H1V51H0ZM171 52H173V50H171ZM179 52H181V51H179ZM182 52H183V51H182ZM182 52H181V54H182ZM194 52H195V51H194ZM196 52H197V51H196ZM202 52H203V50H202ZM202 52H201V53H202ZM216 52H217V51H216ZM220 52H221V51H220ZM235 52H234V54H235ZM240 52H241V51H240ZM240 52H239L238 54H240ZM245 52H246V51H243L242 53H245ZM8 53H9V52H8ZM184 53H185V52H184ZM184 53H183V54H184ZM191 53H192V52H191ZM198 53H199V51H198L196 54H198ZM206 53H207V52H206ZM214 53H215V51H214ZM232 53H233V52H232ZM263 53H264V51H263L262 53L260 52V54H262L261 56H263ZM0 54H1V53H0ZM3 54H4V53H3ZM172 54H173V53H172ZM177 54L180 55V53H177ZM199 54H200V53H199ZM227 54H228V53H227ZM230 54H231V53H230ZM234 54H231L230 57H231L232 55H234ZM238 54H237V56H232V57H233V58H234V57H235V58H236V57H239ZM249 54H250V52H249ZM249 54H248V56H249ZM253 54H254V53H253ZM253 54H252V55H253ZM260 54H256V55H259V56H260ZM7 55H8V54H7ZM174 55H175V54H174ZM174 55H173V56H174ZM192 55L194 56L195 54H192ZM202 55H203V53H202ZM212 55H213V54H212ZM215 55H216V54H215ZM228 55H229V54H228ZM235 55H236V54H235ZM240 55H241V54H240ZM246 55H247V52H246ZM246 55L241 56L242 59H243L244 56L247 57ZM254 55H255V54H254ZM256 55L254 56L255 59H257V58L259 57V56L256 57ZM4 56H5V55H4ZM162 56L165 58L164 55H162ZM162 56H161V59H162ZM185 56H186V55H185ZM208 56H209V55H208ZM217 56H218V55H217ZM217 56H216V57H217ZM221 56H222V55H221ZM5 57H7V56H5ZM5 57H4V60H5ZM146 57H147V56H146ZM149 57H150V56H149ZM149 57H148V58H149ZM159 57H160V56H159ZM166 57H168V56L166 55ZM170 57H171V56H169L168 58L170 59ZM177 57H178V55H177ZM182 57H183V56H182ZM189 57H190V55H189ZM195 57L197 58L196 55H195ZM195 57L193 58V57L191 56L192 60H193V59H196ZM202 57H203V56H202ZM219 57H220V56H219ZM224 57H225V56H224ZM1 58H2V57H1ZM154 58H155V57H154ZM156 58H157L156 60H158V57H156ZM233 58H232V59H233ZM239 58H240V57H239ZM143 59H144V58H143ZM145 59H146V58H145ZM159 59H160V58H159ZM161 59H160V61H161ZM176 59H178V58H176ZM184 59H185V58H184ZM199 59H202V58H200V55H199ZM199 59L197 58L196 60L198 61ZM220 59H222V58H220ZM227 59L229 60V57L225 59L226 61L223 60L222 62H223V63H224V62H225V63H228V65H229V64H230L229 62H231L232 60H231V61L229 60V62H227ZM236 59L239 60L238 58H236ZM245 59H248V58H245ZM245 59H243V63H244V60H245ZM250 59H251V56H250ZM2 60H3V59H2ZM146 60L148 61V59H146ZM151 60H154V59H151ZM163 60H164V59H163ZM163 60H162V61H163ZM167 60H168V59H167ZM185 60H186V59H185ZM211 60H212V59H211ZM211 60H210V61H211ZM237 60H236V61H237ZM251 60H254V59H251ZM262 60H263V59L261 58V61H262ZM5 61H6V60H5ZM143 61H144V60H143ZM149 61H150V58H149ZM180 61H181V60H180ZM190 61H191V60H190ZM193 61H195V60H193ZM193 61H191V62H193ZM197 61H196V63H198ZM203 61L205 62V60H203ZM206 61H209V59L207 58ZM214 61H215V60H214ZM214 61H213V62H214ZM239 61H241V58H240ZM248 61H249V64L247 63ZM248 61L245 62V63H247V67H248V65H250L249 68H248V69H250L251 64H253L252 62H254V61H252V62H251L250 60H248ZM256 61L259 62V59L256 60ZM256 61H255V62H256ZM261 61L259 62V64H261ZM145 62H146V61H145ZM145 62H144V63H145ZM157 62H158V61H157ZM169 62H172L171 59L169 60ZM173 62H174V61H173ZM173 62H172L171 64H173ZM182 62H183V61H182ZM232 62H234V63L236 64L235 60L232 61ZM232 62H231V65H233ZM250 62H251V64H250ZM255 62H254V65H255ZM258 62H257V63H258ZM262 62H263V61H262ZM37 63H38V62H37ZM146 63H147V62H146ZM163 63H164V62H161L162 65H163ZM166 63H167V62H166ZM176 63H177V62H176ZM179 63H180V62H179ZM179 63H178V66H179ZM188 63H189V62H188ZM188 63H187V64H188ZM201 63H202V62H201ZM201 63H200V64H201ZM214 63H215V62H214ZM223 63H221V60H220V64H222V65H220V66H224V65H226V64H223ZM238 63H239V62H238ZM238 63H237V64H238ZM240 63H241V62H240ZM257 63H256V65H257ZM2 64H3V63H2ZM29 64H30V63H29ZM29 64H28V65H29ZM41 64H42V63H41ZM44 64H45V63H44ZM113 64H114V63H113ZM142 64H143V63H142ZM150 64H151V63H150ZM153 64H154V62H153ZM161 64H160V66H162ZM183 64H184V63H183ZM217 64H219V61H218ZM237 64H236V66H232V68L235 69L234 67L237 68V67L241 66V65H239V64H238L239 66H237ZM0 65H1V64H0ZM3 65H4V64H3ZM18 65H19V64H18ZM26 65H27V63H26ZM30 65H31V64H30ZM30 65H29V66H30ZM34 65H35V64H34ZM39 65H40V62H39ZM42 65H43V64H42ZM42 65H41V67H42ZM48 65H49V64H48ZM147 65H148V64H147ZM157 65H158V64H157ZM164 65L167 66V64H164ZM204 65H205V64H204ZM212 65H213V64H212ZM228 65H226V67H227ZM231 65H230V66H231ZM263 65H264V64H263ZM19 66H20V65H19ZM21 66H22V65H21ZM21 66H20V67H21ZM23 66L25 67V69H24L25 72H24V70H23L22 72L26 73V66H25V65H23ZM23 66H22V67H23ZM31 66H32V65H31ZM35 66H36V65H35ZM43 66H44V65H43ZM152 66H153V65H152ZM155 66H156V65H155ZM174 66H175V65H174ZM176 66H177V64H176ZM181 66H182V65H181ZM192 66H193V65H192ZM194 66H195V63H194ZM213 66H215V65H213ZM259 66H260V65L257 66L258 69L261 68V67L259 68ZM0 67H1V66H0ZM20 67H19V68H20ZM22 67H21V68H22ZM46 67H47V66H46ZM143 67H144V66H143ZM145 67H146V65H145ZM148 67H149V66H148ZM156 67H157V66H156ZM169 67H170V65H169ZM171 67H172V66H171ZM171 67L168 69L169 71L166 70V71H168V72H164V71H165V68L167 69V67L162 68V70H163L162 72H164V74H165V73H169ZM203 67H204V66H203ZM205 67H206V66H205ZM216 67H217V66H216ZM226 67H224V68L227 69ZM245 67H246V65H245ZM253 67H254V66H253ZM253 67H252V68H253ZM257 67L254 68V69L257 70ZM2 68H4V67H2ZM2 68H0V69H2ZM19 68H18V69H19ZM27 68H28V69H30V68L33 69L32 67H28V66H27ZM34 68H35V67H34ZM36 68H37V67H36ZM38 68H39V67H38ZM43 68H44V67H43ZM79 68H80V67H79ZM109 68H110V67H109ZM109 68H108V69H109ZM115 68H116V67H115ZM149 68H150V67H149ZM154 68H155V67H154ZM182 68L184 69V66H182L181 68H180V66H179V69H181V71H182ZM189 68H190V66H189ZM192 68H193V67H192ZM201 68H202V67H201ZM201 68H199V69H201ZM209 68H210V67H209ZM212 68H214V67H212ZM220 68H221V67H220ZM239 68H241V69H239V74H238V75H240V76H238V77H242L241 75H242L243 73L240 74V70H241V72H243V69H246V68H243L242 66L239 67ZM262 68H263V66H262ZM28 69H27V73L29 72ZM158 69H159V67H158ZM174 69H175V68H174ZM199 69H198V70H199ZM229 69H230V71L232 70L231 68H228L227 70H229ZM237 69H238V68H237ZM237 69H236V71H237ZM254 69H252V70L255 71ZM21 70H22V69H21ZM34 70H35V69H34ZM41 70H42V69H41ZM151 70H152V69H151ZM155 70H156V69H155ZM172 70H173V69H172ZM172 70H171V72H172ZM175 70H176V69H175ZM184 70H185V69H184ZM191 70H192V69H191ZM193 70H194V69H193ZM202 70H203V69H202ZM210 70H212V69H210ZM210 70H209V72H210ZM215 70L217 71V69H215ZM250 70H251V69H250ZM250 70H248V71L250 72ZM2 71H3V70H2ZM16 71H17V70H16ZM16 71L14 70V72H16ZM19 71H20V69H19ZM30 71H31V70H30ZM79 71H80V70H78V73H79ZM102 71H103V70H102ZM108 71H109V70H108ZM152 71H153V70H152ZM158 71H159V76H160L161 74L163 75L162 72H161V74H160L161 69L158 70ZM181 71H180V73L183 72V71H182V72H181ZM185 71H186V70H185ZM188 71H190V70H188ZM196 71H197V70H196ZM196 71H195V72H196ZM203 71H204V70H203ZM218 71H219V69H218ZM230 71H227V72L230 74ZM232 71H233V70H232ZM232 71H231V76L233 75L232 73H235V72H232ZM259 71L262 72V71H264V70L261 69V70H259ZM9 72H10V71H8V73H9ZM17 72H18V71H17ZM17 72H16V73H17ZM38 72H39V71H38ZM40 72H41V71H40ZM114 72H115V69L112 68V70H110V72H109V74H108L107 76H105V75L103 74L105 77H107L106 79L104 78V79L106 80L104 86H105L106 90H109V92H110V91H111V92H114V90H115L116 80H117V79H116V77H115ZM156 72H157V71H156ZM186 72H187V71H186ZM191 72H192V71H191ZM193 72H194V71H193ZM201 72H202V71H201ZM205 72L207 73L206 69H205ZM224 72H225V70H223V73H224ZM246 72H247V70L244 71L245 74H246ZM249 72H247V75H245V74H243V75L247 77ZM255 72L257 73L258 70L255 71ZM3 73H4V72H3ZM6 73H7V70H6ZM12 73H13V71H12ZM32 73H33V71H32ZM32 73H31V76L34 75V74H32ZM34 73H35V71H34ZM103 73H104V72H103ZM175 73H176V72H175ZM202 73H203V72H202ZM221 73H222V71H221ZM221 73H219V74H221ZM237 73H238V72H237ZM253 73H254V72H253ZM259 73H260V72H259ZM14 74H15V73H14ZM17 74H19V73H17ZM21 74H22V73H21ZM21 74H20V75H21ZM106 74H107V73H106ZM171 74H174V73L172 72ZM188 74H189V73H188ZM214 74H215V71H214ZM216 74H217V72H216ZM216 74H215V75H216ZM235 74H236V73H235ZM254 74H255V73H254ZM254 74H253V75H254ZM263 74H264V72L262 73V75H263ZM23 75H24V74H23ZM23 75H21V76H23ZM25 75H26V74H25ZM157 75H158V74H157ZM165 75L167 76V74H165ZM169 75H170V74H169ZM191 75H192V74H191ZM201 75H202V74H201ZM201 75H199V76H201ZM207 75H209V74H207ZM207 75L205 76V75L203 74L202 77H204V76L207 77ZM211 75H213V74H211ZM222 75H223V74H222ZM224 75L226 76V73H224ZM224 75L222 76V78H225ZM249 75H250V74H249ZM255 75H256V74H255ZM258 75L261 76V74H258ZM4 76H5V75H4ZM7 76H8V75H7ZM15 76H16V75H15ZM28 76L30 77V74H28ZM99 76H100V75H99V71L97 72V70L95 69V70H93V71L90 73V76H89V78H88V82H89V84H90V87L88 86V87H89V89H88V90H89V93H88V95H89V99H87V100L90 101V103H89L90 105H89V106H92V108L94 107L93 104H94V102H96V98H97V95H98V93H97V90H98V89H97L96 83H97V80H98ZM101 76H102V74H101ZM163 76H164V75H163ZM185 76H187V75H185ZM209 76H210V75H209ZM227 76H228V75H227ZM229 76H230V75H229ZM236 76H237V75H236ZM236 76H235V77H236ZM244 76H243V77H244ZM10 77H11V76H10ZM12 77H14V75H13ZM37 77H38V76H37ZM160 77H161V76H160ZM164 77H165V76H164ZM187 77H188V76H187ZM205 77H204V78H205ZM214 77H215V76H214ZM238 77H237V78H238ZM243 77H242V79H243ZM255 77H257V76H255ZM258 77H259V76H258ZM14 78H15V77H14ZM19 78H20V77H19ZM102 78H103V77H102ZM157 78H158V77H157ZM166 78H167V77H166ZM169 78L171 79V77H169ZM197 78H198V76H197ZM197 78H195V79H197ZM200 78H201V77H200ZM200 78H199V80H200ZM204 78H203V80H205ZM226 78H227V77H226ZM229 78H230V77H229ZM231 78H233V77H231ZM237 78H236V79H237ZM251 78H252V77H251ZM259 78H260V77H259ZM259 78H258V79H259ZM3 79H4V78H3ZM3 79H1V80H3ZM8 79H9V77H8ZM11 79H12V78H11ZM11 79H9L10 83H12V82H11ZM15 79H16V78H15ZM33 79H34V78H33ZM100 79H101V78H100ZM104 79H103V80H104ZM126 79H127V78H126ZM155 79H156V78H155ZM159 79H161V78H159ZM159 79H158V80H159ZM163 79H164V78H163ZM170 79H169V80H170ZM185 79H187V78L185 77ZM195 79H194V81H195ZM206 79H207V78H206ZM208 79H210V78L208 77ZM208 79L205 80V82H204V81L202 80V78H201V80H202L201 82H203V83L205 84V83L208 82ZM214 79L216 80L217 78H214ZM214 79H211V80H214ZM219 79H221V78L219 77ZM233 79H234V78H233ZM233 79H232V82H233ZM240 79H241V78H240ZM244 79H246V78L244 77ZM248 79H250V77H247V80H248ZM253 79H254V76H253ZM261 79H262V76H261ZM261 79H259V80H261ZM263 79H264V77H263ZM263 79L261 80V81H263V83H261V82H257V81H256L257 84L259 83V84H258V87H260V83H261V85H264V80H263ZM13 80H14V79H13ZM16 80H17V79H16ZM16 80H15V81H16ZM18 80H19V79H18ZM18 80H17L16 82H19ZM27 80H30V79H28V77H27V78H25L22 82L27 83V82H28ZM34 80H35V79H34ZM34 80H33V82H37L36 80H35V81H34ZM165 80H167V79H165ZM165 80H164V81H165ZM171 80H172V79H171ZM181 80H182V79H181ZM183 80H184V79H183ZM191 80H192V79H191ZM222 80H223V79H222ZM222 80H221V81H222ZM226 80H227V79H226ZM226 80L224 79V81H226ZM228 80H230V79H228ZM228 80H227V81H228ZM238 80H239V78H238ZM247 80H246V81H247ZM3 81H4V80H3ZM7 81H8V80H7ZM26 81H27V82H26ZM31 81H32V80H31ZM100 81H101V80H99L98 82H100ZM162 81H163V80H162ZM162 81H160V82H162ZM186 81H187V80H185V82H186ZM239 81H240V80H239ZM249 81L251 82V80H249ZM249 81H247V82H249ZM253 81H255V80H253ZM253 81H252V82H253ZM1 82H2V81H1ZM22 82H20V83H22ZM33 82H32V83H33ZM103 82H104V81H103ZM157 82H158V81H157ZM166 82H168V80H167ZM178 82H181V81L178 80ZM178 82H177V83H178ZM183 82H184V81H183ZM192 82H193V80H192ZM198 82H200V81H198ZM198 82H197V83H198ZM201 82H200V83H201ZM213 82H214V84H215V81H213ZM217 82H218V80H217ZM228 82H229V81H228ZM228 82H227V83H228ZM232 82H229V84H230L231 86H233V85H232ZM237 82H238V81H237ZM241 82H242V81H241ZM250 82H249V85H248V83H245L244 85H246V86H247V85L250 86V85H251ZM256 82H255V83H256ZM5 83H9V82H5ZM30 83H31V82H30ZM38 83H39V82H38ZM86 83H87V82H86ZM155 83H156V82H155ZM164 83H165V82H164ZM164 83H163V84H164ZM193 83H194V82H193ZM200 83H198V84L201 85ZM222 83H223V81H222ZM224 83H225V82H224ZM227 83H225L226 86H221V87L219 86V87L221 88L222 91H223V88L228 87V84H227ZM235 83H236V82H235ZM243 83H244V82H243ZM27 84L30 86L29 83H27ZM27 84L25 85L24 88H26V87L28 86ZM97 84H98V83H97ZM99 84H100V83H99ZM101 84L103 85V83H101ZM101 84H100V85H101ZM163 84H162V85H163ZM166 84H167V83H166ZM168 84H169V83H168ZM168 84H167V86H168ZM175 84H176V83H175ZM180 84H182V83H180ZM183 84H184V83H183ZM208 84H209V83H208ZM208 84H206V85H208ZM211 84H212V82L210 83V85H211ZM218 84H221V82L219 81ZM252 84H253V83H252ZM11 85L13 86V84H10V85L7 84V86H8L9 88H10ZM14 85H15V84H14ZM20 85H22V84H19V86H20ZM31 85H35V84H31ZM36 85H37V84H36ZM38 85H39V84H38ZM46 85H47V84H46ZM56 85H57V84H56ZM127 85H128L129 88L131 87L129 84H127ZM222 85H223V84H222ZM230 85H229V86H230ZM254 85H255V84H253V87H254ZM0 86H1V85H0ZM3 86H6V84L4 85V83H3ZM22 86H24V84H23ZM29 86L26 88L27 90H28ZM39 86H40V85H39ZM39 86H38V88H39ZM41 86H42V85H41ZM41 86H40L39 90L42 89ZM44 86H45V85H44ZM44 86H43V87H44ZM48 86H49V85H48ZM59 86H60V85H59ZM158 86H159V85H158ZM163 86H164V85H163ZM163 86H162V89L164 88ZM169 86H171V85H169ZM183 86H184V85H183ZM185 86H187V85H185ZM196 86H197V85H196ZM196 86H195V87H196ZM203 86H204V85H203ZM208 86H209V85H208ZM208 86H207V88H209ZM213 86H214V85H213ZM213 86H212V87H213ZM216 86H218V85L215 84L214 87H216ZM235 86H236V85H235ZM235 86H234V87H235ZM241 86H242V85H241ZM241 86L239 85V87H241ZM246 86H245V87H246ZM8 87H7V88H8ZM16 87H17V86H16ZM16 87H14V88L17 90ZM20 87H21V86H20ZM36 87H37V86H35V88H36ZM126 87H127V86H126ZM160 87H161V86H160ZM176 87H178L177 84H176ZM195 87H194V90H195ZM198 87H199V86H198ZM198 87H197V88H198ZM205 87H206V86H205ZM205 87H203V88H205ZM214 87H213V88H214ZM219 87H218V88H219ZM222 87H223V88H222ZM3 88H4V87H3ZM22 88H23V87H22ZM31 88H32V86H31ZM44 88H45V87H44ZM44 88H43V89H44ZM47 88H48V87H47ZM99 88H101V87L99 86ZM105 88H104V89H105ZM181 88H182V87H181ZM197 88H196V89H197ZM201 88H202V87H200V89L198 88V89H199V93H200ZM207 88H206V89H207ZM218 88H216V90H217ZM220 88H219V89H220ZM236 88H237V87H235V89H236ZM251 88H252V87H251ZM251 88H250V89H251ZM262 88H263V87H262ZM1 89H2V87H1ZM12 89H13V88H11V90H12ZM33 89H34V86H33ZM101 89H102V88H101ZM101 89H99V90H101ZM125 89H126V88H125ZM130 89L133 90V88H130ZM184 89H185V88H184ZM210 89H212V88H210ZM252 89H253V88H252ZM254 89L256 90V91H255V90H254V91L257 92V89H256V88H254ZM4 90H5V91L2 92L3 94H4V92H6V91L8 92L10 89H5V88H4ZM37 90H38V89H37ZM45 90H46V89H45ZM45 90H42V91H45ZM47 90H48V89H47ZM186 90H187V89H186ZM202 90H203V89H202ZM202 90H201V91H202ZM212 90L215 91V89H212ZM244 90H245V89H244ZM246 90H247V89H246ZM246 90H245V91H246ZM248 90H249V87H248ZM259 90L261 91V89H259ZM17 91H18V90H17ZM17 91H16V92H17ZM20 91H21V90H20ZM22 91H25V89L22 90ZM22 91H21V92H22ZM28 91H29V90H28ZM40 91H41V90H40ZM127 91H128V90H127ZM182 91H183V90H182ZM189 91H190V90H189ZM205 91H206V90H205ZM222 91H221V92H222ZM0 92H1V91H0ZM7 92H6V93H7ZM11 92L14 93L15 90H14V91H13V90L10 91V93H11ZM32 92H34V93H35L34 96L37 97L36 94H37L38 91H37V92L32 91ZM131 92H133V91H131ZM191 92H193V91H191ZM207 92H208V91H207ZM207 92H206V94H207ZM210 92H211V91H210ZM230 92H231V91L226 92V93H230ZM232 92H233V89H232ZM235 92H236V91H235ZM238 92H239V91H238ZM243 92H244V91H243ZM255 92H254V94H255ZM6 93H5V95H7V96L10 94V93H7V94H6ZM38 93H39V92H38ZM43 93H45V92H43ZM86 93H87V92H86ZM125 93H127V92H125ZM129 93H130V92H129ZM189 93H190V92H189ZM193 93H194V92H193ZM196 93H197V92H196ZM202 93H203V91H202ZM240 93L242 94L241 91H240ZM257 93H259V92H257ZM260 93L262 94V91H261ZM3 94H2V95H3ZM19 94H20V92H19ZM19 94H18V92H17V95L15 94V97L17 98V96H18ZM24 94H27V93L24 92ZM24 94H23V95H24ZM28 94H30V92H29ZM28 94H27V95H28ZM40 94H42V92H41ZM40 94H39V95H40ZM127 94H128V93H127ZM127 94H126V95H127ZM200 94H201V93H200ZM200 94H199V95H200ZM220 94H222V93H220ZM220 94H217V96H218V95L220 96ZM224 94H225V93H224ZM235 94H236V93H235ZM237 94H238V93H237ZM249 94L251 95V92H249L247 95H249ZM263 94H264V92H263ZM2 95L0 94V97H1ZM21 95H22V94H20L19 97H20L21 100H23V99L21 98ZM23 95H22V96H23ZM37 95H38V94H37ZM39 95H38V98H35V100H36V99L39 100ZM111 95H112V94H111ZM124 95H125V94H124ZM128 95H129V94H128ZM130 95H131V93H130ZM190 95H192V94H190ZM203 95H204V94H203ZM227 95H228V94H227ZM242 95H243V94H242ZM244 95H246V94H244ZM250 95H249L248 97H250ZM252 95H253V94H252ZM9 96H11V95H9ZM12 96H13V94H12ZM12 96H11V100H12V98H14V96H13V97H12ZM121 96H122V95H121ZM192 96H193V95H192ZM215 96H216V95H215ZM224 96H225V95H224ZM230 96H232V97L235 96V97H236V95H232V93L230 94ZM230 96H229V98H230ZM253 96H254V95H253ZM260 96H261V95H260ZM4 97L6 98V96H4ZM4 97H1V98L5 99ZM23 97H26V96H23ZM30 97H31V96H27V98H30ZM126 97H127V96H126ZM208 97H209V96H208ZM211 97H212V96H211ZM213 97H214V94H213ZM222 97H223V95H221V98H222ZM241 97H242V96H241ZM241 97H240V98H241ZM251 97H252V96H251ZM261 97L263 98V96H261ZM16 98H15V99H16ZM27 98H26V99H27ZM31 98H32V97H31ZM40 98H41V97H40ZM128 98H129V97H128ZM195 98H196V97H195ZM206 98H207V97H206ZM209 98H210V97H209ZM216 98H218V97H216ZM216 98H215V99H216ZM221 98H220V99H221ZM226 98H228V97L226 96ZM226 98H223V100L226 99ZM253 98H255V97H252V99H253ZM7 99H10V97H7ZM7 99H5L4 101H6ZM15 99L11 102L12 104H14V103L16 102ZM20 99H19V100H20ZM33 99H34V98H33ZM33 99H31L30 103L32 102ZM211 99H212V98H211ZM213 99H214V98H213ZM232 99H233V98H232ZM238 99H239V98H238ZM19 100H18V101H19ZM21 100H20V101H21ZM35 100H34V101H35ZM38 100H37V101H38ZM77 100H78V103H77V109H78L79 111H80V110H82V111L84 110V111H85V108H84V107H86V106H85V100H84V98H83V96H82V94H81L80 92L77 93ZM205 100H206V99H205ZM208 100H209V99H208ZM217 100H218V99H217ZM217 100H216V101H217ZM226 100H227V99H226ZM226 100H225V102H226ZM229 100H231V99H229ZM239 100H240V99H239ZM242 100H243V99H242ZM248 100H249V98H248ZM248 100H247V101H248ZM259 100H260V99H259ZM14 101H15V102H14ZM25 101H26V100H25ZM28 101H29V99H28ZM41 101H42V100H41ZM41 101L38 102V103H41ZM125 101H126V100H125ZM125 101L123 100L122 103L124 104ZM252 101H253V100H252ZM261 101H262V100H261ZM1 102H2V99H1ZM1 102H0V103H1ZM9 102H10V100L7 101L6 104H5L4 106H6ZM128 102H129V99H128ZM128 102L126 101V102H125V105H126V103H128ZM220 102H221V101H220ZM223 102H224V101H223ZM229 102L231 103V101H229ZM237 102H238V101H237ZM250 102H251V99H250ZM255 102H256V100H255ZM257 102H258V101H257ZM257 102H256V103H257ZM3 103H5V102H3ZM23 103H24V101H23ZM119 103L121 104V102H119ZM206 103H207V102H206ZM227 103H228V102H227ZM227 103H226V104H227ZM262 103H263V101H262ZM9 104H10V103H9ZM9 104L6 106L7 109H8V106H10ZM16 104H17V103H16ZM21 104H22V103H21ZM21 104H19V105H21ZM27 104H29V103H27ZM36 104H37V103H34L33 105L35 106ZM123 104H121V106H122ZM128 104H130V102H129ZM207 104H208V103H207ZM214 104H216V103H214ZM226 104H225V105H226ZM228 104H229V103H228ZM257 104H258V103H257ZM14 105H15V104H14ZM30 105H31V104H30ZM33 105H32V106H33ZM217 105H218V104H217ZM221 105H222V104H221ZM221 105H219V106H221ZM250 105H251V104H250ZM254 105H255V104H254ZM1 106H2V104H1ZM26 106H27V105H26ZM28 106H29V105H28ZM32 106H31V107H32ZM38 106H39V105H37L35 108H37ZM41 106L43 107V105H40V107H41ZM129 106H130V105H129ZM205 106H206V104H205ZM211 106H212V105H211ZM222 106H224V105H222ZM228 106H229V105H228ZM228 106L226 105V107H228ZM252 106H253V105H252ZM13 107L15 108V106H13ZM18 107H19V106H18ZM18 107H16L17 109L15 108L16 111H15V109L12 108V109L14 110V111H12L11 106H10L9 110H11L12 113L15 112V114H16L17 110L20 111L18 114H22V113H24V111L21 113L22 110H21V108H19V109H20V110H19ZM24 107H25V105H24ZM42 107H41V108H42ZM127 107H128V105H127ZM206 107H207V106H206ZM215 107H216V106H215ZM262 107H264V106H262ZM29 108H30V107H29ZM29 108H28V109L24 108V109H26V112H27V111L29 110ZM32 108H33V107H32ZM113 108H114V107H113ZM113 108H112V109L108 108V109L110 110V112L112 111V114L115 113V111H113ZM120 108H122V107H120ZM217 108H218V107H217ZM260 108H261V107H260ZM1 109H4V107H3V106H2V108L0 107V112H1ZM114 109H115V108H114ZM122 109H123V108H122ZM126 109H127V108H126ZM213 109H214V108H213ZM221 109H222V108H221ZM5 110H6V109H4V114H5ZM9 110H6V111H9ZM37 110H39V109H37ZM40 110H41V109H40ZM40 110H39V111H40ZM91 110H92V109H91ZM94 110H95V109H94ZM94 110H93V111H94ZM109 110H108V111H109ZM119 110H120L119 108H118V110L116 109V111H118V115H117V114L115 115L116 117L119 116ZM202 110H203V109H202ZM206 110H207V109H206ZM222 110H223V109H222ZM86 111H87V113H90V109H88V110H86ZM26 112H25V113H26ZM41 112H42V110H41ZM41 112H40V113H41ZM110 112H106V113H110ZM113 112H114V113H113ZM122 112L124 113L125 110L120 111V114H122ZM2 113H3V112H2ZM2 113H0V116L3 117L4 114L1 115ZM29 113L33 114L32 112H27L28 115H29ZM40 113L38 112V114H40ZM125 113H126V112H125ZM27 114H26V115H27ZM31 114H30V115H31ZM90 114H91V113H90ZM98 114H100V113H98ZM8 115H10V114L8 113ZM30 115H29V116H30ZM33 115H34V114H33ZM42 115H45V114L42 113ZM87 115H88V114H87ZM91 115H92V114H91ZM101 115H102V116L105 115V111H104V113L102 112ZM101 115H100V116H101ZM122 115H123V114H122ZM207 115H209V114H207ZM4 116L7 117V113H6V115H4ZM14 116H15V115H14ZM14 116H13V114H12V117H11V119H9V120H14L15 122L18 121L19 123L22 122V120H23L22 118H21L20 121H19V120L17 119V117H16V118H13ZM16 116H17V115H16ZM18 116H20V115H18ZM34 116H35V115H34ZM96 116H97V115H96ZM113 116H114V115H113ZM115 116H114V118H115ZM31 117H32V116H31ZM43 117L45 118L46 116H43ZM91 117H93V116H91ZM94 117H95V116H94ZM120 117H122V116H120ZM127 117H128V116H127ZM127 117H126V118H127ZM213 117H214V116H213ZM215 117H216V116H215ZM29 118H30V117H29ZM32 118H33V117H32ZM32 118H31V120H32ZM35 118H36V117H34L33 119H35ZM96 118L100 119L99 115H98V117H96ZM101 118H102V117H101ZM209 118H210V116H209ZM211 118H212V117H211ZM0 119H1V117H0ZM16 119H17V120H16ZM24 119H25V118H24ZM39 119H40V118H39ZM39 119H38V121H39ZM92 119H93V118H91V120H92ZM94 119H95V118H94ZM116 119H117V118H116ZM116 119H115V120H116ZM118 119H119V118H118ZM121 119L123 120V119H125V117H123V118H121ZM121 119L118 120V121H120V125H121V122L124 121V120L121 121ZM191 119H192V118H191ZM3 120H4V119H3ZM9 120H8V121H9ZM28 120H29V119H28ZM35 120H37V118H36ZM40 120H41V119H40ZM42 120H44V119H42ZM91 120H90V121H91ZM203 120H205V119H203ZM207 120H209V119H207ZM215 120H217V119H213L212 121L217 122V121H215ZM233 120H234V119H233ZM233 120H232V122H233ZM0 121H1V120H0ZM46 121H47V120H46ZM118 121H117V122H118ZM218 121H220V120H218ZM229 121H230V120H229ZM6 122H7V121L2 122V124H1V123H0V124H1V125H4L3 123H6ZM15 122H14V123H15ZM18 122H17V123H18ZM28 122H29V121H28ZM31 122H32V121H31ZM31 122H29V123H31ZM44 122H45V120H44L43 122H41V124L38 123L39 125L37 124L36 126H40V125H42ZM96 122H97V121H96ZM197 122H199V121H197ZM201 122H202V120H201L199 123H201ZM204 122H205V121H204ZM204 122H203V124H207V123H204ZM207 122H209V121H207ZM232 122H231V124H232ZM10 123L14 124L13 122H10ZM19 123H18V124H19ZM32 123H33V122H32ZM34 123H36V122H34ZM34 123H33V124H34ZM47 123H48V121H47ZM47 123H44V124H46V126L48 125V127L52 126V125H49V124H47ZM217 123H218V122H217ZM229 123H230V122H229ZM229 123H228V124H229ZM235 123H236V122H235ZM21 124H22V123H21ZM24 124H25V123H24ZM44 124H43V126H44ZM91 124H92V125H93V124L96 125L95 120H92V123H91ZM126 124H127V123H126ZM168 124H169V123H168ZM196 124L201 126L202 123H201V124L196 123ZM212 124H213V125H212ZM219 124H220V123H219ZM231 124H230V125H231ZM236 124H237V123H236ZM29 125H30V124H29ZM34 125H35V124H34ZM97 125H98V124H97ZM117 125H118V123H117ZM166 125H167V124H166ZM166 125H163L164 128H163V127H160V128H161V129H162V128H163V129H169V128L165 127ZM169 125H170V124H169ZM210 125H211V126H215V125H216V128L218 127L217 130L220 128V127L218 126V124H215V125H214V123H212V122H211V124H209V126H210ZM6 126H7V125H6ZM10 126H11V124H9V126H7V127H8V128L6 129L7 131H4L5 128L3 127V131H2V129H1L2 133H4V132L7 133V132H8V134H9L8 129H9V130H13V129H14V127H13V129H12V128H11L12 126H11V127H10ZM16 126H17V124H16ZM32 126H33V125H32ZM46 126H44V127H46ZM118 126H119V125H118ZM130 126H132V125H130ZM207 126H208V125H207ZM209 126H208V128H207L208 130H209L210 128L213 129V127H210V128H209ZM232 126L234 127L235 125L232 124ZM237 126H238V125H237ZM9 127H10L11 129H10ZM17 127L20 128V126H17ZM58 127H59V126H58ZM95 127H96V126H95ZM123 127L126 128V127L124 126V123H123ZM123 127L120 126V128H119V127H117V128H119V129H123ZM132 127H133V126H132ZM235 127H236V126H235ZM238 127H239V126H238ZM1 128H2V126H1ZM31 128H32V127H31ZM31 128H30V130H31ZM34 128H35V127H34ZM41 128H43V127H40V130L42 131L44 128H43V129H41ZM46 128H47V127H46ZM50 128L52 129V127H50ZM127 128H128V129H131V127H129V125L127 126ZM170 128H171V127H170ZM203 128H206V127H203ZM222 128H223V127H221V129H222ZM231 128H232V127H231ZM231 128H230L229 125H228V130L231 129ZM16 129H17V128H15V130H16ZM32 129H33V128H32ZM51 129H50V130H51ZM132 129H133V128H132ZM161 129H160V132L163 133V132H162L163 129H162V130H161ZM207 129H206V131H207ZM211 129H210L209 132H211ZM15 130H13L14 133L17 131V130L15 131ZM18 130H19V129H18ZM35 130L38 131V130H39L38 127H37V129L35 128L34 131H35ZM50 130H48V131H50ZM124 130H125V129H124ZM134 130H135V129H134ZM170 130H171V129H169L168 132H169ZM201 130H202V129H201ZM19 131H20V130H19ZM19 131L16 132L17 137L19 136L18 134L21 132V131H20V132H19ZM43 131H44V130H43ZM121 131H122V130H120V131L118 132V130H117V133H122ZM127 131H130V130H127ZM218 131L220 132V130H218ZM226 131H227V130H226ZM18 132H19V133H18ZM30 132H31V131H30ZM38 132H39V131H38ZM58 132H60V130H59ZM115 132H116V131H115ZM115 132H114V133H115ZM166 132H167V131H166ZM170 132H171V131H170ZM170 132H169V133H170ZM221 132H222V131H221ZM229 132H230V131H229ZM232 132H233V131H232ZM238 132H239V131H238ZM14 133H12V134H13L12 136H13V137H14V136L16 137V135H14ZM123 133H124V136L121 135V138H122V139H124L123 137H125V135H126L127 132H126V133L123 132ZM169 133H168V134H169ZM226 133H227V132H226ZM234 133H235V132H233L232 134H234ZM10 134H11V133H10ZM20 134H21V133H20ZM42 134H43V133H42ZM221 134H223V138H225V137H224V136H225V132H224V133H221ZM229 134H230V133H229ZM235 134H236V133H235ZM34 135H35V134H34ZM109 135H110V134H109ZM113 135H114V134H113ZM129 135H130V134H129ZM136 135H137V133H136ZM161 135H162V134H161ZM163 135H167V134L164 133ZM163 135H162V136H163ZM172 135H174V134H172ZM226 135H227V134H226ZM230 135H231V134H230ZM1 136H2V135H1ZM9 136H10V135H9ZM9 136H8V137H9ZM127 136H128V135H127ZM170 136H171V135H170ZM219 136H222V135H219ZM15 137H14V138H15ZM37 137L39 138V136H37ZM102 137H104L103 139H104L105 141L109 142V140L105 139V138L108 137V134H107V137H105V136H102ZM111 137H114V136L111 135ZM115 137H116V136H115ZM160 137H161V136H160ZM164 137H165V136H164ZM166 137H167V136H166ZM174 137H175V136H174ZM174 137H173V138H174ZM228 137H229V136L227 135L226 138L228 139ZM230 137H231V136H230ZM4 138H5V136H3V139H1V137H0L1 140H5ZM6 138H7V137H6ZM9 138H10V137H9ZM19 138H20V137H19ZM47 138H48V137H47ZM47 138H46V139H47ZM100 138H101V137H100ZM119 138H120V137H119ZM128 138H129V140H130V137H128ZM162 138H163V137H162ZM173 138H169V139L167 138L168 140L172 139V141L170 140V142L168 141L169 143H168V142H167V143H168V144H170L171 142L173 143ZM226 138H225V139H226ZM109 139H110V137H109ZM112 139H113V138H112ZM115 139H117V137H116ZM126 139H127V137H126ZM163 139H164V140H163ZM163 139H160V141L163 140L162 143L165 142V140H167L166 138H163ZM219 139H220V138H219ZM221 139H222V138H221ZM236 139H237V138H236ZM1 140H0V142H1V145H2V141H1ZM8 140H9V139L7 138V141H8ZM104 140H103V141H104ZM117 140H119V139H117ZM120 140H121V139H120ZM229 140H230V139H229ZM7 141H6V142H7ZM12 141H17V139H16V140H12ZM12 141H11V142H12ZM39 141H41V140L39 139ZM39 141H38V144H39ZM103 141H102V142H103ZM127 141H128V140H127ZM158 141H159V140H158ZM220 141H221V140H220ZM230 141H232V140H230ZM239 141H240V139L238 140V142H239ZM4 142H5V141H4ZM4 142H3V143H4ZM102 142L100 141V143H102ZM107 142H104V143H107ZM111 142H112V141H111ZM115 142L118 143L119 141H115ZM121 142H122V141H121ZM155 142H156V141H155ZM155 142H154V147L157 148V147H156V146H157V145H156L157 142H156V143H155ZM232 142L235 143V140L232 141ZM232 142H231V143H232ZM236 142H237V141H236ZM238 142H237V144H235L236 148H237ZM15 143H17V142H15ZM104 143H103V144H104ZM109 143H110V142H109ZM109 143H108V145H110ZM112 143H113V142H112ZM112 143H111V144H112ZM119 143H120V142H119ZM159 143H160V142H158V144H159ZM162 143H161V146H160V144H159V148H158L159 151H158V152H159L160 155H162L163 158H164V156H166V154H167L169 151L171 152L172 150H171L170 145H166V144H165L166 142H165L164 144H162ZM239 143H241V141H240ZM34 144H35V143H34ZM125 144H126V143H125ZM220 144H221V145H220V148L223 149V147H221L223 144H222V143H220ZM1 145H0V147H1ZM5 145H6L7 147H10V146H11V144H10V145H9V144H5ZM8 145H9V146H8ZM27 145H28V144H27ZM32 145H33V144H32ZM105 145H106V144H105ZM121 145H122V144H121ZM155 145H156V146H155ZM173 145H174V143L172 144V148H174L173 150H175V152H177V149H178L177 146H179V147L181 148V146H180L179 144L176 145V143H175L176 147H173ZM228 145H229V144H228ZM232 145H234V144H232ZM239 145H241V144H239ZM15 146H17V144H16ZM39 146H40V145H39ZM99 146H101V147H99ZM99 146H98V147H99L100 149H103V148L105 149V146L102 147V146H103L102 144H99ZM106 146H107V145H106ZM113 146H114V148H116V147H115V143H114V145H112V147H113ZM118 146L120 147V145H118ZM124 146H125V145H124ZM124 146H123V147H124ZM128 146H129V145H128ZM7 147H6V148H7ZM12 147H13V145H12L10 148H12ZM20 147H21V146H20ZM29 147H30V146H29ZM33 147L37 149V146L35 147V146L33 145L32 148H33ZM109 147H110V146H109ZM109 147H107V148L109 149ZM119 147L116 148V150H118V151L120 152V150H121L123 147H122L121 149H120ZM126 147H127V146H126ZM239 147H240V146H239ZM239 147H238L237 149H240ZM3 148H5V146H4ZM3 148H2V149H3ZM107 148H106L105 151H108ZM152 148H153V147H152ZM217 148H218V147H217ZM225 148H226V147H225ZM12 149H13V148H12ZM14 149H16V150H14ZM14 149H13L14 152H15V151L18 152V150H19V149H17V148H14ZM30 149H31V148H30ZM100 149H99V150H100ZM110 149H111V148H110ZM110 149H109V150H110ZM124 149H125V148H124ZM228 149H229V148H228ZM3 150H4V149H3ZM34 150H35V149H34ZM111 150H112V149H111ZM155 150H157V149H155ZM155 150H154V151H155ZM4 151H5V150H4ZM32 151H33V150H32ZM35 151H36V150H35ZM38 151L40 152L39 149H38ZM38 151H37V152H38ZM41 151H42V150H41ZM103 151H104V150H103ZM114 151H115V149H114ZM124 151H125V150H124ZM126 151H127V150H126ZM131 151H132V150H131ZM150 151H152V150H150ZM178 151H179V150H178ZM214 151H215V150H214ZM216 151H217V150H216ZM219 151H220V150H219ZM232 151H233V150H232ZM7 152H8V151H7ZM9 152H10V151H9ZM17 152H15V153L17 154ZM64 152H66V151H64ZM99 152H101V154L103 153L102 151H99ZM127 152H128V151H127ZM129 152H130V151H129ZM170 152H169V154H170ZM172 152H173V151H172ZM175 152H174V153H175ZM11 153H12V152H11ZM18 153H20V152H18ZM35 153H36V152H35ZM41 153H42V152H41ZM44 153H45V150H44ZM104 153H105V152H104ZM125 153H126V152H125ZM151 153H152V152H151ZM155 153H156V152H155ZM159 153H156V154H158V156L160 157ZM174 153H173V154H174ZM13 154H14V153H13ZM13 154H12V156H13ZM20 154H21V153H20ZM37 154H39L41 157H43V155H41L40 153H37ZM37 154H35V155H37ZM152 154H153V153H152ZM169 154H168V155H169ZM6 155L8 156L9 154L6 153ZM22 155H23V154H22ZM39 155H38V157H39ZM171 155H172V154H171ZM15 156H16V155H15ZM23 156H24V155H23ZM23 156H22V157L18 156V158H19V159L22 158L23 161H24ZM53 156H54V154H53ZM122 156H123V155H122ZM138 156H139V155H138ZM1 157H2V155H1ZM3 157H4V156H3ZM82 157H83V156H82ZM156 157H157V156L155 155V159H156ZM166 157H167V156H166ZM170 157H171V156H170ZM170 157H169V158H170ZM5 158H6V157H4V160H3V161H5ZM39 158H40V157H39ZM48 158H49V157H48ZM64 158H65V157H64ZM126 158H128V156H127ZM137 158H138V157H137ZM153 158H154V157H152V160H154ZM19 159H18V160H19ZM49 159H51V158H49ZM49 159H48V160H49ZM52 159H53V158H52ZM61 159H63V158H61ZM123 159H124V158H123ZM123 159H122V160H123ZM128 159H129V158H128ZM158 159H159V158H158ZM160 159H161V157H160ZM160 159L157 160V161H158V162L161 161ZM164 159H165V158H164ZM164 159H163V160H164ZM0 160H1V159H0ZM48 160H46V163H48V162H47ZM57 160H58V159H57ZM57 160H56V161H57ZM165 160H166V159H165ZM168 160H170V159H168ZM168 160H167V161H168ZM9 161H10V160H9ZM9 161H8V162H9ZM13 161L15 162V161H17V160H14V158H13ZM25 161H26V160H25ZM25 161H24V162H25ZM50 161H51V160H49V162H50ZM54 161H55V160H54ZM61 161H62V160H61ZM61 161H60V162H61ZM133 161H134V160H133ZM140 161H141V160H140ZM155 161H156V160H155ZM229 161H230V160H228V161H226V162H229ZM246 161H248V160H246ZM246 161H245V162H246ZM1 162H2V161H1ZM8 162H7V163H8ZM14 162H13L14 165H12L13 167L16 166V165H15L16 162H15V163H14ZM58 162H59V161H58ZM60 162H59V164H60ZM62 162H64V161H62ZM120 162H121V160H120ZM120 162H119V164H120ZM125 162H126V161H125ZM170 162H172L171 165L173 166V160L170 161ZM170 162H168V163H170ZM245 162H244V163H245ZM248 162H249V161H248ZM19 163H21V161H20ZM52 163H53V165H54V162H53V161H52ZM55 163H56V162H55ZM123 163H124V162H123ZM123 163H122V164H123ZM134 163H135V162H134ZM139 163H140V162H139ZM152 163H153V162H152ZM152 163H150V164H152ZM159 163H161V162H159ZM162 163H164V162L162 161ZM162 163H161V164H162ZM165 163L167 164V162H165ZM165 163L162 164V165L160 164V165H161V166H163V165L166 166ZM224 163H225V162H224ZM231 163H232V161H231ZM233 163L237 164V163H239V161H237V162H233ZM1 164H3V163H1ZM4 164H5V162H4ZM9 164H10V162H9ZM9 164H7V165H9ZM16 164H18V162H17ZM25 164H26V163H25ZM25 164H24V165H25ZM124 164H125V163H124ZM137 164H138V163H137ZM150 164H149V167H150ZM220 164H221V163H220ZM228 164H229V163H228ZM228 164H227V168L233 166L232 164H230L231 166H228ZM239 164H240V163H239ZM246 164H247V162H246ZM258 164H259V162H258ZM7 165L5 164V166H7ZM50 165H52V164L50 163ZM55 165H56V164H55ZM61 165H62V164H61ZM63 165H64V164H63ZM125 165H126V164H125ZM152 165H157V162L153 163ZM152 165H151V166H152ZM158 165H159V164H158ZM158 165L156 166V168L158 167ZM167 165H168V164H167ZM169 165H170V164H169ZM169 165H168V166H169ZM171 165H170V166H171ZM217 165H218V164H217ZM217 165H216V168H218ZM221 165H222V164H221ZM221 165H219V166L221 167ZM247 165H248V164H247ZM250 165H251V164H250ZM250 165H248V166H250ZM253 165H255V161H254V164H253ZM1 166H2V165H1ZM22 166H23V165H22ZM45 166L47 167L48 165L45 164ZM58 166H59V165H58ZM58 166H56V167H58ZM117 166H118V164H117ZM119 166H120V165H119ZM122 166H123V165H122ZM122 166H121V167H122ZM222 166H223V165H222ZM236 166H239V165H236ZM260 166H261V165H260ZM260 166H258V167H260ZM2 167H3V166H2ZM7 167H8V166H7ZM7 167H6V168H7ZM9 167H10V169L14 170L13 168H11V166H9ZM19 167H20V165H19ZM51 167H52V166H51ZM61 167H62V166H61ZM154 167H155V166H153L151 169H152V170H155L156 168L154 169ZM209 167H210V166H209ZM209 167H208V168H209ZM211 167H212V166H211ZM220 167H219V168H220ZM234 167H235V166H233L231 169H233ZM241 167H243V166H239V167H237V168H239V170H238L237 168H236V169H237L236 171H235L234 169H233V170H234L236 173L239 174ZM14 168H15V167H14ZM21 168H24V167H21ZM48 168L50 169V167H48ZM122 168H123V167H122ZM124 168H125V167H124ZM124 168H123V169H124ZM161 168H162V167H160V169H161ZM169 168H172V167H169ZM173 168H174V167H173ZM173 168H172V169H173ZM206 168H207V166H206ZM208 168H207V170H208ZM216 168H215V170H216ZM219 168L217 169V171L220 170ZM227 168H226V169H227ZM244 168H245V167H244ZM10 169H9V172H8V173H10ZM15 169L17 170V167H16ZM29 169H30V168H29ZM29 169H27V172H28ZM149 169H150V168H149ZM149 169H148V170H149ZM157 169H158V168H157ZM163 169L165 170V168H163ZM174 169H175V168H174ZM213 169H214V168H213ZM213 169H212V170H213ZM221 169H223V168L221 167ZM248 169H250V168H248ZM252 169H253V168H252V166H251L250 171H252ZM1 170H2V169H1ZM19 170H21V169H19ZM25 170H26V169H25ZM45 170H46V169H45ZM45 170H44V173L46 172ZM50 170H52V169H50ZM114 170H115V168H114ZM118 170H119V168H118ZM127 170H128V169H127ZM137 170H138V169H137ZM148 170H146V171L144 170V171L147 173ZM152 170H151V171H152ZM161 170H162V169H161ZM161 170H160V171H161ZM205 170H206V169H205ZM207 170H206V171H207ZM209 170H211V169H209ZM212 170H211V171H212ZM241 170H242V169H241ZM253 170H254V169H253ZM4 171H5V170H4ZM7 171H8V169L6 170V173H7ZM31 171H32V169H31ZM40 171H41V170H40ZM40 171H39V172H40ZM149 171H150V170H149ZM151 171H150V172H151ZM155 171H156V170H155ZM155 171H153V172H155ZM158 171H159V170H158ZM166 171H169V170L167 169ZM222 171H223V170H222ZM224 171H225V168H224ZM227 171H228V170H227ZM227 171L224 172V175H223L224 177L222 176V177L224 178V181H226V177H228L227 174L229 175L231 170L229 171V173H227ZM237 171H239V172H237ZM245 171L247 172V169H245ZM248 171H249V170H248ZM13 172H14V171H13ZM13 172H12V173H13ZM15 172H16V171H15ZM42 172H43V171H42ZM114 172H115V171H114ZM123 172H124V171H123ZM174 172H175V171H174ZM220 172H221V170H220ZM231 172H232V171H231ZM235 172H234V174H235ZM243 172H244V169H243ZM256 172H257V171H256ZM6 173H5V174H6ZM16 173H17V172H16ZM120 173H121V171H120ZM139 173H140V172H139ZM141 173H142V172H141ZM141 173H140V174H141ZM156 173H157V172H155V174H156ZM164 173H165V172H164ZM164 173H163V175H164ZM167 173H169V172H167ZM171 173L173 174V172H171ZM171 173H169V176L171 175ZM201 173H202V172H201ZM203 173H204V171H203ZM211 173H212V172H211ZM213 173H215V171H214ZM222 173H223V172H222ZM225 173H226V177H225ZM251 173H252V172H251ZM14 174H15V173H14ZM32 174H33V173H32ZM45 174H46V173H45ZM118 174H119V173H118ZM148 174H149V173H148ZM151 174L154 175V173H151ZM157 174H158V173H157ZM159 174H160V173H159ZM206 174H208L207 177L210 175L209 173H206ZM206 174H205V175H206ZM220 174H221V173H220ZM232 174H233V173H232ZM232 174H230V175L232 176ZM43 175H44V174L41 175L42 178L44 177ZM138 175H139V174H138ZM142 175H143V173H142ZM160 175H161V174H160ZM165 175H168V174H165ZM175 175H176V174H175ZM180 175H182V174L180 173ZM183 175H184V174H183ZM186 175H187V174H186ZM202 175H203V174H202ZM217 175H218V174H217ZM217 175H216V176H217ZM230 175H229V176H230ZM235 175H236V174H235ZM246 175H248V174L246 173ZM7 176H8V175H7ZM9 176H11V175H9ZM145 176H146V175H145ZM154 176H155V175H154ZM169 176H167V177H169ZM178 176H179V174H178ZM178 176H173V177H176V178H177ZM195 176H196V175H195ZM199 176H200V173H199ZM199 176H197V178H199ZM210 176H211V175H210ZM213 176H214V174H213ZM220 176H221V175H220ZM220 176H219V177H220ZM240 176H241V175H240ZM11 177H12V176H11ZM19 177H20V176H19ZM37 177H39V175H38ZM116 177H117V176H116ZM127 177H128V176H127ZM127 177H125V178H127ZM131 177H132V176H130V177H128V178H131ZM133 177H134V176H133ZM138 177H140V176H138ZM138 177L136 176V179H137ZM141 177H143L144 180H145L144 175L141 176ZM149 177H150V176H149ZM160 177H161V176H160ZM160 177H159V178H160ZM163 177H165V176H163ZM173 177H172V178H173ZM179 177H181V176H179ZM183 177H184V176H183ZM186 177H187V179H188V175H187ZM193 177H194V176H193ZM201 177H202V176H201ZM201 177H200V178H201ZM214 177H215V176H214ZM214 177H212V178L214 179ZM243 177H247V176H243ZM31 178H32V177H31ZM31 178H30V179H31ZM42 178H41V179H42ZM150 178H151V177H150ZM156 178H158V177H156ZM159 178H158V179H159ZM194 178H196V177H194ZM194 178H193V179H194ZM215 178H216V177H215ZM232 178H234V177H232ZM254 178H255V177H254ZM257 178H258V177H257ZM259 178H261L260 175H259ZM9 179H10V177H9ZM39 179H40V177H39ZM136 179H135V177H134L133 181L136 180ZM139 179H140V178H139ZM148 179H149V178H148ZM148 179H147V180H148ZM164 179H167V178H166V177L163 178V181H162V178L159 179L160 182L162 181V183H160L161 186H163V185L165 184ZM174 179H175V178H174ZM183 179H184V180H183V184L186 185L185 183H186L187 181H185V178H183ZM191 179H192V178H191ZM216 179H217V178H216ZM219 179H220V178H219ZM243 179H244V178H243ZM251 179H252V178H251ZM255 179H256V178H255ZM261 179H262V178H261ZM261 179H260V180H261ZM2 180H3V179H2ZM6 180H7V178H6ZM125 180H126V179H125ZM127 180H128V184L131 185L130 183H132V182H131V181L129 182V179H127ZM127 180L125 181V183H127ZM131 180H132V179H131ZM147 180H145V181H147ZM149 180H150V181H149ZM149 180H148V181L152 183V180H153V182H154V181H155V178H153L152 180H151V179H149ZM169 180H171V179H169ZM169 180H168V181H169ZM194 180H195V179H194ZM198 180H199V179H198ZM198 180H197V181H198ZM200 180H202V178H201ZM205 180L207 181V179L204 178V182H205ZM227 180H228V179H227ZM233 180L235 181L236 179H233ZM252 180H253V179H252ZM252 180H251V181H252ZM0 181H1V180H0ZM116 181H117V179H116ZM138 181L140 182V180H138ZM138 181H137V182H138ZM145 181H144V182H145ZM156 181H157V180H156ZM171 181H172V180H171ZM178 181H179V178H178ZM184 181H185V183H184ZM197 181H196L195 183H198ZM209 181H210V180H209ZM218 181H219V180H218ZM220 181H223V179L220 180ZM220 181H219V182H220ZM224 181H223V182H220V183L223 184ZM228 181H229V180H228ZM230 181H231V179H230ZM234 181H233L232 183H234ZM242 181L244 182V180H242ZM254 181L256 182V185H254L255 183L252 184V185H253V186H257V185L259 184L258 181H256V180H254ZM1 182H2V181H1ZM4 182H5V179H4ZM10 182H11V181H10ZM144 182H143V183H144ZM163 182H164V184H163ZM180 182L182 183V180H180ZM188 182H190V181H188ZM200 182H201V181H200ZM204 182H203V183H204ZM207 182H208V181H207ZM214 182H215V181H213L212 183H214ZM226 182H227V181H226ZM243 182H241V180H240V183H241V184H242ZM7 183H8V182H7ZM7 183H6V184H7ZM125 183H124V184H125ZM143 183H142V184H143ZM174 183H175L174 186H176L177 181L173 182V184H174ZM191 183H192V181H191ZM195 183H192V184H195ZM208 183H209V182H208ZM208 183H205V184H208ZM220 183H218V184H220ZM232 183H231V186H232ZM235 183H237V182H235ZM240 183H237V184L239 185ZM251 183H252V182H251ZM262 183H263V182H262ZM128 184L123 185V188H124V189L122 188V190H124L125 192H126V190H127V189L125 190V186H126V188H127V187L129 186ZM132 184H133V183H132ZM142 184H141V185H142ZM153 184H155V183H153ZM162 184H163V185H162ZM166 184H168V183H166ZM170 184H171V182H170ZM173 184H172L171 186H169V187H172ZM210 184H211V182H210ZM215 184H216V182H215ZM222 184H220V185H222ZM243 184H245V183H243ZM246 184H248V183H246ZM246 184H245L244 186H246ZM3 185H4V184H3ZM135 185H136V184H135ZM137 185H138L137 187H139V183H138ZM143 185H144V184H143ZM146 185H147V187H148L149 183H148V184L146 183ZM158 185H159V182H158ZM177 185H178V184H177ZM180 185H181V184H180ZM226 185H228V184H226ZM226 185H224V186H226ZM235 185H236V184H235ZM238 185H237V186H238ZM248 185H249V187L251 186V185H250V182H249ZM248 185H247V186H248ZM260 185H262V184L260 183ZM263 185H264V184H263ZM263 185H262V186H263ZM133 186H134V184H133ZM187 186H188V184H187ZM210 186H211V185H210ZM210 186L208 185L209 188H210ZM214 186H215V185H214ZM224 186L221 187L220 190H219V188L217 189V191H216L215 189H213V190H215V191L217 192V194L219 195L220 192H221V189L224 188ZM237 186H236V188H237ZM247 186H246L245 188H246V189H249ZM145 187H146V186H145ZM145 187H143V188H145ZM150 187H152V186H150ZM190 187H191V186H190ZM192 187H194V186L192 185ZM192 187L190 188V190L192 189ZM195 187H196V186H195ZM198 187H200V186L198 185ZM198 187H197V188H198ZM206 187H207V185H206ZM227 187H228V186H227ZM227 187H226V188H227ZM242 187H243V186H242ZM242 187H241V188H242ZM251 187H252V186H251ZM258 187H260V186H258ZM131 188H133V187H131ZM153 188H157L156 185H155V187H153ZM153 188H147V189H148V192H149V189H152V191H153ZM177 188H178V186H177ZM181 188H182V186H181ZM183 188H184V186H183ZM216 188H217V187H216ZM228 188H229V187H228ZM230 188H231V187H230ZM239 188H240V187H239ZM239 188H237V189H239ZM241 188H240V190H241ZM256 188H257V187H256ZM256 188H255V189H256ZM263 188H264V186H263ZM263 188H262V189H263ZM137 189H138V188H136V190H137ZM170 189H172V188H170ZM170 189H169V190H170ZM174 189H175V188H174ZM186 189H187V187H186ZM186 189H185V190H186ZM194 189H196V188H194ZM194 189H193V190H194ZM237 189H236V190H237ZM242 189H243V188H242ZM262 189H261L260 193H261V192H264V189H263V190H262ZM130 190H131V189H130ZM132 190H133V189H132ZM132 190H131V193H132L135 189H134L133 191H132ZM136 190H135V191H136ZM138 190H139V189H138ZM142 190H143V189H142ZM142 190H139V192L142 191ZM155 190H156V189H155ZM163 190H165V189H163ZM166 190H167V189H166ZM169 190H167V192H168ZM175 190H176V192L178 191L177 189H175ZM188 190H189V189H187V191H188ZM193 190H192V191H193ZM208 190H209V189H208ZM211 190H212V189H211ZM218 190H219L220 192H219ZM227 190H228V189H227ZM227 190L224 189L223 191L229 194V191H230V190H228V191H227ZM249 190H250V191H253L252 189H249ZM127 191H129V190H127ZM135 191L133 192L134 194H136ZM143 191H144V190H143ZM143 191H142V192H143ZM145 191H147V190H145ZM152 191H151V192H152ZM156 191H157V190H156ZM171 191H173V189H172ZM171 191H169V192L172 194ZM187 191H186V193H187ZM195 191H197V190H195ZM195 191H194V192H195ZM237 191H238V190H237ZM244 191H245V190H244ZM250 191H249V192H250ZM139 192L137 191V193H139ZM148 192H147V193H148ZM161 192H162V191H161ZM161 192H160V193H161ZM179 192H180V187H179ZM179 192H178V193H179ZM181 192H182V189H181ZM184 192H185V191H184ZM184 192H183V193H184ZM189 192H191V191H189ZM189 192H188V193H189ZM194 192H193V193H194ZM216 192H215V193H216ZM255 192H256V191H255ZM120 193H121V192H120ZM120 193H119V194H120ZM126 193H128V192H126ZM131 193L129 192V194H128V195L131 196V197L128 196V197H129V198L127 197L128 200H126L127 198L125 199L127 202H128V201L131 202V201L134 199V198H133L134 195H132ZM144 193H145V192H144ZM144 193H143V195H145ZM147 193H146V195H147ZM163 193H164V192H163ZM163 193H162V194H163ZM173 193H174V192H173ZM186 193H184V196H185ZM206 193H207V194H206ZM210 193H211V192H210ZM213 193H214V192H213ZM213 193H212V194H213ZM215 193H214V194H215ZM230 193H231V191H230ZM233 193H234V191H233ZM239 193H240V192H239ZM243 193H244V192H243ZM257 193H258V192H257ZM130 194H131V195H130ZM154 194H155V193H154ZM157 194H159V192H158ZM162 194H161V195H162ZM166 194H168V193H166ZM171 194H169V195H171ZM175 194H176V193H175ZM179 194H180V193H179ZM181 194H182V193H181ZM196 194L198 195V192H196ZM200 194H201V193H200ZM200 194L198 195V197L200 196ZM204 194H206V196H207V195H208V196L210 195V194H208V192H206V191H205ZM204 194H203V195H204ZM217 194H216V195H212V196H214V197L217 196L216 198H218V195H217ZM252 194H254V193H251V192H250L249 195L251 196ZM123 195H124V192H123ZM125 195H126V194H125ZM146 195H145L144 197H146ZM169 195H168V197H170ZM172 195H173V194H172ZM191 195H192V194H191ZM235 195L238 196L237 194H235ZM235 195H234V198H236ZM240 195H241V194H240ZM254 195H255V194H254ZM258 195H259V193H258ZM120 196H122V194H121ZM126 196H127V195H126ZM132 196H133V197H132ZM135 196H136V195H135ZM148 196H149V194H148ZM151 196H152V195H151ZM155 196H156V195H155ZM155 196H153V197H155ZM159 196H160V194H159ZM176 196L178 197L179 195L176 194ZM195 196H196V195H195ZM226 196H227V195H226ZM242 196H243V195H242ZM242 196H241V197H242ZM244 196H248V193H247V195H244ZM260 196H262V195H260ZM37 197H38V196H37ZM123 197H124V196H122V198H123ZM136 197H137V196H136ZM138 197H139V195H138ZM138 197H137V198H138ZM140 197H141V193H140ZM165 197H166V196H165ZM165 197H164V198H165ZM168 197H167V198H168ZM174 197H175V196H174ZM181 197H182V195H181ZM209 197H210V196H209ZM209 197H208V198H209ZM223 197H224V196H223ZM223 197H222V198H223ZM238 197H240V196H238ZM238 197H237V198H238ZM252 197H253V195H252ZM252 197H251V198H252ZM118 198H120V197H118ZM122 198H121L120 200H123V201H124V198H123V199H122ZM142 198H143V196H142ZM161 198H162V197H161ZM185 198H187V196H186ZM185 198L183 197V199H185ZM188 198H189V197H188ZM192 198H193V197H192ZM195 198H196V197H195ZM202 198H203V197H202ZM204 198H206V200H208L207 197H204ZM216 198H215V199H216ZM220 198H221V197H220ZM225 198H226V197H225ZM229 198H230V197H229ZM245 198H246V197H245ZM245 198H244V199H245ZM248 198H249V197H247V201H248ZM253 198L256 199L255 196H254ZM36 199H37V198H36ZM38 199H39V198H38ZM116 199H117V198H116ZM116 199H115V201H116ZM140 199H141V198H140ZM143 199H144V198H143ZM150 199H153V198H150ZM155 199H156V198H154V200H155ZM157 199H160V198H158V196H157ZM170 199H171V198H170ZM223 199H224V198H223ZM244 199L242 198V200H244ZM261 199H262V198H261ZM46 200H47V199H46ZM148 200H149V199H148ZM148 200H147V201H148ZM186 200H188V199H186ZM195 200H197V199H195ZM200 200H201V199H200ZM206 200H205V201H206ZM212 200H213V199H212ZM212 200H211V201H212ZM229 200H230V199H229ZM233 200H235V199H233ZM239 200H240V198H239ZM262 200H263V199H262ZM123 201H120V202H123ZM152 201H153V200H152ZM159 201H161V200H159ZM159 201H158V202H159ZM162 201H164L163 198H162ZM169 201H171V200H169ZM169 201H168V202H169ZM181 201H182V198H181ZM181 201H177V202H180V204L182 205V204L184 203V201H183L182 203H181ZM190 201H192V200H190ZM201 201H202V200H201ZM201 201H200V202H201ZM205 201H204V202H205ZM214 201H216V200H214ZM217 201H218V200H217ZM235 201H236V200H235ZM240 201H241V200H240ZM251 201H252V199H251ZM257 201H260V199H259V200L257 199ZM257 201H256V202H257ZM113 202H114V201H113ZM117 202H118V199H117ZM117 202H116V203H117ZM120 202H119L118 204L121 205L122 203H120ZM124 202H125V201H124ZM132 202H133V201H132ZM172 202H173V200H172ZM212 202H213V201H212ZM219 202H220V201H219ZM221 202H223V201H221ZM224 202H227V201H225V199H224ZM242 202H244V201H242ZM263 202H264V201H263ZM43 203H44V202H42V205H43ZM114 203H115V202H114ZM116 203H115V204H116ZM141 203H142V202H141ZM146 203H147V202H146ZM150 203H151V202H149V205H150ZM154 203H157V201L155 200ZM166 203H167V202H166ZM188 203H190V202L188 201ZM194 203H195V201H194ZM206 203H207V202H206ZM236 203H237V202H236ZM245 203L247 204V202H245ZM253 203H254V201H253ZM253 203H252V204H253ZM261 203H262V202H261ZM50 204H51V203H49L48 200H47V202H45V204L43 205V207H44V208H43V212H44L43 214H44L45 217H46V216H49V217L53 218V213H55V212H53L54 210L52 211V208L54 209L55 206L52 207ZM115 204H114V206H115ZM124 204H125V203H124ZM135 204H136V203H135ZM151 204H152V203H151ZM160 204H161V203H159V205H158V203H157V205H158L159 207L161 206ZM171 204L173 205V203H171ZM171 204H170V205H171ZM190 204H191V203H190ZM198 204H200V203H198ZM217 204L219 205V203H217ZM220 204H221V203H220ZM232 204H233V203H232ZM232 204H231V205H232ZM234 204H235V203H234ZM238 204H239V203H238ZM238 204H237V205H238ZM61 205H62V203H61ZM66 205H67V204H66ZM66 205H65L64 207H66ZM126 205H127V204H125V206H126ZM128 205H129V204H128ZM130 205L132 206V204H130ZM138 205H139V204H138ZM149 205L147 204V207H148ZM162 205H163V204H162ZM164 205H165V204H164ZM167 205H169V203H168ZM184 205H186V203H184ZM184 205H183V207H184ZM192 205H194V204H192ZM235 205H236V204H235ZM243 205H244V204L241 205V203H240L239 206H243ZM59 206H60V205H59ZM62 206H63V205H62ZM67 206H68V205H67ZM110 206H111V208H112V205H110ZM110 206H109V207H110ZM114 206H113V207H114ZM122 206H123V205H122ZM133 206H134V205H133ZM142 206H143V205H142ZM145 206H146V205H145ZM145 206H144V207H145ZM152 206H153V205H152ZM187 206H188V205H187ZM229 206H230V205H229ZM248 206H249V205H248ZM254 206H255V205H254ZM254 206H253V208H254ZM262 206H263V204H262ZM60 207H61V206H60ZM60 207H58V209H59ZM119 207H120V208H123V207H121V206H119ZM128 207H129V206H128ZM128 207H127V208H128ZM165 207H166V205H165ZM168 207H169V206H168ZM171 207H172V206H171ZM190 207H191V206H190ZM243 207H245V206H243ZM259 207H260V206H259ZM111 208H108V210H110V211L113 210V211H114V210L118 209L116 206H115L116 209L113 208V209L111 210ZM124 208H126V207H124ZM127 208H126V209H127ZM129 208H131V207H129ZM138 208H140V206H138ZM150 208H151V207H150ZM150 208H149V209H150ZM193 208H194V207H193ZM193 208H192V209H193ZM233 208H234V206H233ZM238 208H239V207H238ZM241 208H242V207H241ZM253 208H252V209H253ZM76 209H77V208H76ZM126 209H125V210H126ZM131 209H132V208H131ZM146 209H147V208H146ZM155 209H157V208H155ZM159 209H160V208H159ZM163 209H164V208H163ZM174 209H175V208H174ZM226 209L228 210V208H226ZM40 210H41V209H40ZM55 210H56V209H55ZM81 210H82V209H81ZM100 210H101V209H100ZM102 210H105V208L102 209ZM108 210H107V211H108ZM120 210H121V209H120ZM123 210H124V209H123ZM127 210H128V209H127ZM135 210H136V209H135ZM141 210H143V209H141ZM152 210H153V209H152ZM160 210H161V209H160ZM160 210H157L156 213H158V211H160ZM56 211H57V210H56ZM76 211H77V210H76ZM110 211H109V212H110ZM113 211H112V212H113ZM117 211H119V209L116 210L114 213H116ZM132 211H133V210H132ZM136 211H138V210H136ZM148 211H149V210H148ZM154 211H155V210L152 211V214H153ZM162 211H163V210H162ZM181 211H182V210H181ZM228 211H230V210H228ZM232 211H233V210H232ZM236 211H238V209H236ZM241 211H242V210H241ZM243 211H244V209H243ZM249 211H250V210H249ZM251 211H252V210H251ZM254 211H256V209H255ZM58 212H59V211H58ZM82 212H83V210H82ZM82 212L80 211V213H82ZM96 212H97V211H96ZM96 212H95V214H96ZM99 212H100V211L98 210L97 213L100 214ZM102 212H103V211H102ZM104 212H106V211H104ZM133 212H134V211H133ZM138 212H142V211H138ZM138 212H136V213H138ZM144 212L146 213V211H143V213H144ZM182 212H183V211H182ZM192 212H193V211H192ZM194 212H195V211H194ZM244 212H245V211H244ZM256 212H257V211H256ZM263 212H264V211H263ZM263 212H262V213H263ZM70 213H71V212H70ZM106 213H107V212H106ZM114 213H111V215L114 214ZM118 213H119V212H118ZM121 213H122V212H121ZM129 213H130V211H129ZM143 213H142V214H143ZM163 213H165V212L163 211ZM228 213H229V212H228ZM235 213H236V212H235ZM240 213H241V212H240ZM245 213H246V214H245ZM245 213L243 214V216H245V218H246L247 213H249V212H248V208H247V212H245ZM253 213H254V212H253ZM253 213H252V214H253ZM71 214H72V213H71ZM74 214H75V211H74ZM84 214H85V213H84ZM88 214H89V213H88ZM91 214L94 215V213H91ZM98 214H97V215H98ZM126 214H128V211H127ZM142 214L140 213V215H142ZM152 214H151V215H152ZM185 214H186V213H185ZM252 214H251V215H252ZM75 215H76L75 217H77V214H75ZM93 215H91V216H93ZM102 215H104V213L101 214V216H102ZM105 215H106V214H105ZM120 215H121V214H119V216H120ZM130 215H131V214H130ZM135 215H136V216H135ZM135 215H134V217H137L139 214H138V215L135 214ZM146 215L149 216L148 213H147ZM180 215H181V214H180ZM183 215H184V214H183ZM189 215H190V217L193 216V215H191V214H189ZM233 215H234V213H233ZM233 215H232V216H233ZM236 215H237V214H236ZM251 215H250V216H251ZM253 215H255V214H253ZM55 216H56V215H55ZM72 216H73V215H72ZM78 216H80V218H81V215L78 214ZM82 216H83V215H82ZM84 216H85V218L87 217V215H84ZM116 216H117V214H116ZM121 216H122V215H121ZM161 216H162V215H161ZM221 216H222V215H221ZM234 216H235V215H234ZM234 216H233V217H234ZM239 216H240V215H238V217H239ZM243 216H241V217H243ZM247 216H248V215H247ZM250 216H249V217H250ZM89 217H90V216L88 215V218H89ZM93 217H94V216H93ZM95 217H96V215H95ZM97 217H98V216H97ZM124 217H125V215H124ZM124 217H123V218H124ZM143 217L145 218V215H144ZM190 217H189V218H190ZM193 217H194V216H193ZM193 217H192V218H193ZM223 217H224V216H223ZM235 217H236V216H235ZM249 217H248V218H249ZM63 218H64V217H61V219H63ZM77 218H78V217H77ZM103 218H104V217H103ZM111 218H112V217H111ZM113 218H114V217H113ZM113 218H112V219H113ZM141 218H142V216H141ZM159 218H161V217H159ZM179 218H180V220H182V219H181L182 217H179ZM184 218H185V217H184ZM184 218H183V219H184ZM192 218H191V220H192ZM243 218H244V217H243ZM243 218H242V220H243ZM55 219H56V218H55ZM82 219H83V217H82ZM86 219H87V218H86ZM90 219H91V218H89L88 221H89ZM93 219H94V218H93ZM105 219H107V218H105ZM105 219H104V221H105ZM109 219H110V217H109ZM109 219H108V220H109ZM126 219H128V216L126 217ZM222 219H223V218H222ZM224 219H225V218H224ZM228 219H229V218H228ZM240 219H241V218H240ZM240 219H239V220H240ZM65 220H66V218L64 219V221H65ZM77 220H79V219H77ZM95 220H96V219H95ZM98 220H99V218H98ZM116 220H117V219H116ZM118 220H119V218H118ZM118 220L116 221V223H114V225L117 224V222H119ZM121 220H122V219H121ZM121 220H120V221H121ZM128 220H129V219H128ZM134 220H135V219H134ZM139 220H140V219H139ZM141 220H142V219H141ZM150 220H151V219H150ZM152 220H153V218H152ZM189 220H190V219H189ZM235 220H236V218H235ZM237 220H238V219H237ZM245 220H246V219H245ZM247 220H248V219H247ZM249 220L251 221V219H249ZM253 220L255 221V219H253ZM1 221H2V220H1ZM49 221H50V220H49ZM51 221H52V220H51ZM67 221H68V220H67ZM72 221H73V219H72ZM72 221H71V222H72ZM81 221H82V220H81ZM91 221H92V219H91ZM106 221H107V220H106ZM111 221H114V222H115L114 219L111 220ZM129 221H130V220H129ZM129 221L127 222L128 224H127L126 222H125V224L129 225ZM145 221H146V220H144V223H145ZM194 221H195V220H194ZM194 221H193V222H194ZM223 221H224V220H223ZM225 221H226V220H225ZM225 221H224V223L227 222V221H226V222H225ZM254 221H253V222H254ZM68 222H69V221H68ZM83 222H87V221H83ZM83 222H82V223H83ZM109 222H110V220L108 221V223H109ZM122 222H124V221L122 220ZM122 222H121V223H122ZM137 222H138V221H137ZM156 222H157V221H156ZM170 222H171V221H169V223H170ZM231 222H232V221H231ZM234 222H235V221H234ZM234 222H233V223H234ZM236 222H237V221H236ZM239 222H240V221H239ZM241 222H242V221H241ZM248 222H249V221H248ZM257 222H258V221H257ZM257 222H254V223H257ZM56 223H57V221H56ZM62 223L65 224V222H62ZM75 223H76V220H75ZM82 223H80V225H81ZM90 223H91V222H89V224H90ZM98 223H100V222H98ZM101 223H102V220H101ZM111 223H113V222H110V224H111ZM131 223H132V222H131ZM141 223H142V222H141ZM141 223H140V224H141ZM144 223H142V225H146V223H145V224H144ZM150 223H151V222H150ZM150 223H149V225H150ZM154 223H155V222H154ZM158 223H159V222H158ZM183 223H184V221H183ZM190 223H191V222H190ZM228 223H230V222H228ZM233 223H232V224H233ZM243 223H245V222H243ZM258 223H259V222H258ZM2 224H3V223H2ZM2 224H1V225H2ZM58 224H59V223H58ZM58 224H57V225H58ZM64 224H62V225L64 226ZM66 224H67V223H66ZM76 224H77V223H76ZM93 224H95V223H93ZM96 224H97V223H96ZM122 224L124 225V223H122ZM134 224H135V223H134ZM134 224H132V225L134 226ZM147 224H148V223H147ZM152 224H153V222H152ZM184 224H186V223H184ZM195 224H196V223H195ZM235 224H236V223H234L233 225L235 226ZM246 224H247V223H246ZM249 224H250V223H249ZM251 224H252V223H251ZM260 224H261V222H260ZM1 225H0V226H1ZM22 225H23V224H22ZM57 225H56V226H57ZM78 225H79V224H78ZM112 225H113V224H112ZM118 225H121V224L118 223ZM118 225H117V226H118ZM127 225H126V226H127ZM149 225H148V226H149ZM224 225H225V224H224ZM224 225H223V227H224ZM240 225H241V224H240ZM262 225H263V224H262ZM19 226H20V225H19ZM49 226H50V225H49ZM53 226H54V225H53ZM63 226H62V227H63ZM68 226H69V225H68ZM82 226H84V227H83V229H81L82 227L80 228L81 231H82L83 233H85V235H86V234H89V230H87L88 227H87V229H86V227H85V226H87V224H86V225L84 224V225H82ZM90 226H91V225H89V227H90ZM98 226H103V224H101V225L99 224ZM98 226L96 225L94 228L96 229V227H98ZM231 226H232V225H231ZM247 226H248V225H247ZM256 226H257V225H256ZM259 226H260V225H259ZM2 227H3V225H2ZM4 227H5V225H4ZM24 227H25V226H24ZM46 227H47V226H46ZM59 227H60V226H59ZM62 227H61V228H62ZM73 227H74V225H73ZM73 227H70V229H72ZM92 227H93V226H92ZM106 227H107V226H106ZM113 227H114V226H113ZM113 227H112V228H113ZM120 227H123V226H119L118 228L120 229ZM130 227H131V225H130ZM136 227H138V226L136 225ZM140 227H141V226H140ZM142 227H143V226H142ZM150 227H152V226L150 225ZM156 227H157V226H156ZM207 227H209V226H207ZM212 227H213V226H211V228H212ZM226 227H227V226L225 225V229H226ZM228 227H230V226H228ZM228 227H227V229H228ZM232 227H233V226H232ZM232 227H230V229H232ZM250 227H251V226H250ZM254 227H255V226H254ZM53 228H54V227H53ZM55 228H56V227H55ZM84 228H85V229H84ZM104 228H105V227H103L102 229H99V230H103ZM123 228L125 229V227H123ZM134 228H135V227H134ZM162 228H163V227H162ZM162 228H161V229H162ZM211 228H210V229H211ZM234 228H235V227H234ZM234 228H233V230H234ZM245 228H246V227H245ZM245 228H244V229H245ZM252 228H253V227H252ZM259 228H260V227H259ZM21 229H22V227H21ZM25 229H26V228H25ZM51 229H52V228H51ZM51 229H50V230H51ZM57 229H58V227H57ZM76 229H77V228H76ZM76 229H75V230H76ZM95 229H93V231H94ZM105 229H106V228H105ZM105 229L103 230V232H106ZM119 229H118V230H119ZM124 229H123V231L126 232V230H124ZM126 229H127V228H126ZM130 229H132V228H130ZM140 229H141V228H140ZM144 229H146V227H145ZM149 229H150V228H149ZM153 229H154V228H153ZM155 229H156V228H155ZM155 229H154V230H155ZM213 229H214V228H213ZM230 229H228V230H230ZM247 229H248V228H247ZM247 229H245V230H247ZM253 229H254V228H253ZM4 230H5V229H4ZM52 230H53V229H52ZM66 230H67V229H66ZM73 230H74V229H73ZM73 230H71V232H72L71 234H72V235H73V233H74ZM127 230H128V229H127ZM135 230H137V228H136ZM135 230H133V234H134V231H135ZM141 230H142V229H141ZM203 230H206V229L204 228V229H202V231H203ZM223 230H224V229H223ZM237 230H238V229H237ZM242 230H243V229H242ZM249 230H250V229H249ZM263 230H264V229H263ZM1 231H2V230H1ZM79 231H80V230H79ZM90 231H92V230H90ZM108 231H112V230H108ZM108 231H107V232H108ZM114 231H115V230H114ZM120 231H121V229H120ZM128 231H129V230H128ZM131 231H132V230H131ZM150 231H151V230H150ZM158 231H159V230H158ZM213 231H214V230H213ZM213 231H212V232H213ZM225 231H226V230H225ZM225 231H224V232H225ZM257 231H258V229H257ZM257 231H256V232H257ZM3 232H4V231H3ZM6 232H9V234L11 233L10 230H7ZM64 232H65V231H64ZM76 232H78V231L76 230ZM94 232H95V231H94ZM94 232H93V233H94ZM98 232H100V231H98ZM115 232H116V231H115ZM145 232H146V231H145ZM171 232H172V231H171ZM229 232H232V230L229 231ZM235 232H236V231H235ZM243 232H244V230H243ZM246 232H247V231H246ZM248 232H249V231H248ZM250 232H251V231H250ZM250 232H249V233H250ZM0 233H1V232H0ZM62 233H63V231H62ZM68 233H70V232H68ZM78 233H80V232H78ZM95 233H96V232H95ZM136 233H137V232H136ZM139 233H140V232H138V235H139ZM147 233H148V231H147ZM152 233H153V232H152ZM156 233H157V232H156ZM158 233H159V232H158ZM160 233H161V232H160ZM163 233H164V232H163ZM203 233H204V232H203ZM220 233L223 234V231H222V232L220 231ZM226 233H227V232H226ZM241 233H242V232H241ZM253 233H254V231H253ZM258 233H259V232H258ZM4 234H5V233H4ZM20 234H21V233H20ZM64 234H65V233H64ZM75 234H76V233H75ZM75 234L73 235L74 238H75ZM80 234H82V233H80ZM80 234H78V235H80ZM102 234H103V233H102ZM102 234H101V235H102ZM105 234H106V233H105ZM108 234H109V233H108ZM108 234H107V235H108ZM111 234H112V233H111ZM114 234H115V233H114ZM114 234H113V235H114ZM129 234H130V233H129ZM129 234H127V235H129ZM154 234H155V232H154ZM165 234H166V233H164V235H165ZM208 234H210V233H208ZM232 234H233V233H232ZM235 234H236V233H235ZM238 234H239V233H238ZM238 234H236V235H238ZM6 235H8V233H7ZM6 235H5V237H6ZM82 235H83V234H82ZM99 235H100V234H99ZM109 235H110V234H109ZM124 235H125V234H124ZM124 235L122 234L121 236H124ZM147 235H148V234H147ZM150 235H151V234H150ZM152 235H153V234H152ZM157 235H158V234H157ZM159 235H161V234H159ZM164 235H163V239L165 238ZM240 235H241V234H240ZM8 236H10V235H8ZM13 236H14V235H13ZM92 236L94 237V235H92ZM92 236H91V237H92ZM95 236H96V235H95ZM115 236H116V235H114V237H115ZM129 236H130V235H129ZM129 236H128V237H129ZM141 236H143V234H142ZM145 236H146V234H145ZM255 236H256V235H255ZM255 236H254V237H255ZM261 236H262V235H261ZM76 237H77V236H76ZM78 237H79V236H78ZM78 237H77V239H78ZM81 237H82V236H81ZM81 237H80V239H81ZM96 237H97V236H96ZM106 237H108V236H106ZM110 237H111V236H110ZM110 237H109V238H110ZM124 237L127 238L126 235H125ZM149 237H150V236H149ZM152 237H153V236H152ZM152 237H151V238H152ZM157 237H159V236H157ZM236 237H237V236H236ZM242 237H243V235H242ZM259 237H260V236H259ZM12 238H13V237H12ZM72 238H73V237H72ZM74 238H73V239H74ZM115 238H116V237H115ZM122 238H123V237H122ZM125 238L122 239V240H125ZM131 238H132V237H130V239H131ZM137 238H138V236H137ZM143 238H144V236H143ZM151 238H150V239H151ZM166 238H167V236H166ZM256 238H257V236H256ZM261 238H262V237H261ZM9 239H10V238H9ZM127 239H128V238H127ZM135 239H136V238H135ZM135 239H133V241H134ZM148 239H149V238H148ZM152 239H153V238H152ZM158 239H160V238H158ZM158 239H157V240H158ZM161 239H162V237H161ZM161 239H160V240H161ZM213 239H214V238H213ZM257 239H258V238H257ZM1 240H2V239H1ZM4 240H6V239H4ZM7 240H8V239H7ZM12 240H13V239H12ZM15 240H17V239H15ZM66 240H67V239H66ZM78 240H79V239H78ZM109 240H110V239H109ZM139 240H140V238L137 240V242H138ZM160 240H158V241H160ZM255 240H256V239H255ZM262 240H263V239H262ZM73 241H74V240H73ZM90 241H91V240H90ZM99 241H100V240H99ZM113 241H115V240L113 239ZM113 241H112V242H113ZM119 241H120V240H119ZM153 241H154V240H153ZM155 241H156V239H155ZM165 241H166V240H164V242H165ZM263 241H264V240H263ZM5 242H7V241H5ZM10 242H11V241H10ZM10 242H9V243H10ZM65 242L67 243V241H65ZM74 242H75V241H74ZM115 242H116V241H115ZM134 242H136V240H135ZM143 242H144V241H143ZM161 242H163V241H161ZM161 242H160V244H161ZM76 243H77V242H76ZM78 243H79V242H78ZM87 243L89 244V242H87ZM90 243H91V242H90ZM96 243H97V242H96ZM117 243H118V242H117ZM127 243H128V242H127ZM131 243H132V242H131ZM156 243H157V242H156ZM1 244H2V243H1ZM3 244H4V242H3ZM5 244H6V243H5ZM15 244H16V243H15ZM63 244H64V243H63ZM99 244H100V243H99ZM101 244H102V243H101ZM113 244H114V243H113ZM129 244H130V243H129ZM129 244H128V245H129ZM133 244H134V243H133ZM143 244H144V243H143ZM150 244H151V243H150ZM154 244H155V243H152L151 245L154 246ZM238 244H239V243H238ZM238 244H237V245H238ZM259 244H260V242H259ZM261 244H262V242H261ZM55 245H56V244H55ZM64 245H65V244H64ZM70 245H71V243H70ZM72 245H75V244H72ZM79 245H80V244H79ZM81 245H83V244H81ZM111 245H112V244H111ZM135 245H136V244H134V245H132V246L136 247ZM146 245H147V244H146ZM157 245H158V244H157ZM161 245H162V244H161ZM165 245H166V244H165ZM263 245H264V244H263ZM75 246H78V245H75ZM88 246H89V245H88ZM103 246H104V245H103ZM108 246H109V245H108ZM118 246H119V245H118ZM122 246H124V245H122ZM125 246H126V245H125ZM125 246H124V247H125ZM130 246H131V245L126 246V247H130ZM132 246H131L130 248H128V249L130 250V249L132 248ZM158 246H159V245H158ZM241 246H242V244H241ZM246 246H247V244H246ZM64 247H65V246H64ZM68 247H70V246H68ZM115 247H116V246H115ZM145 247H146V246H145ZM145 247H144V248H145ZM161 247H162V246H161ZM239 247H240V245H239ZM239 247L237 246V248H239ZM244 247H245V244L243 245V248H244ZM254 247H255V245H254ZM259 247H260V246H259ZM62 248H63V247H62ZM66 248H67V246H66ZM70 248H71V247H70ZM80 248H81V247H80ZM105 248H106V246H105ZM118 248H119V247H118ZM118 248H117V249H118ZM136 248H138V247H136ZM144 248H143V249H144ZM148 248H149V247H148ZM152 248H153V247H152ZM155 248H158V247H155ZM241 248H242V247H241ZM245 248H247V247H245ZM250 248H252V247H250ZM256 248H257V247H256ZM0 249H1V248H0ZM85 249H87V248H85ZM85 249H84V250H85ZM95 249H96V248H95ZM103 249H104V248H103ZM106 249H107V248H106ZM109 249H110V248H109ZM109 249H108V250H109ZM112 249H113V247H112ZM133 249H134V248H133ZM158 249L160 250V248H158ZM233 249H234V248H233ZM262 249L264 250V248H262ZM76 250H78V252H79V249H76ZM93 250H94V249H93ZM104 250H105V249H104ZM138 250H139V248L137 249V251H138ZM154 250H155V249H154ZM154 250H153V251H154ZM156 250H157V249H156ZM164 250H168V249H164ZM174 250H175V249H174ZM174 250H173V251H174ZM192 250H193L192 247L188 249V251H187V252L185 253V255H184V258H185V259H188V258H189V259L193 260V257L191 256V254H193V251H192ZM240 250H241V249H240ZM240 250H238V251H240ZM257 250H258V249H257ZM257 250H256V251H257ZM0 251H1V250H0ZM66 251H67V250H66ZM68 251H69V250H68ZM70 251H72V249H71ZM89 251H90V250H89ZM109 251L111 252V250H109ZM126 251H127V250H126ZM133 251H134V250H132V252H133ZM137 251H134V252H137ZM142 251H143V250H142ZM153 251L151 250L152 255L154 256V254H153L154 252H153ZM236 251H237V249H236ZM241 251H243V250H241ZM241 251H240V252H241ZM81 252H83V251H81ZM84 252H85V251H84ZM94 252H95V251H94ZM140 252H141V251H140ZM149 252H150V251H149ZM155 252H158V251H155ZM159 252H161V251H159ZM163 252L165 253V251H163ZM163 252H162V253H163ZM244 252H245V251H244ZM118 253H119V252H118ZM126 253H127V252H126ZM164 253H163V254H164ZM169 253H170V252H169ZM174 253H175V252H174ZM238 253H239V252H238ZM241 253H242V252H241ZM261 253H262V252H261ZM68 254H69V253H68ZM75 254H76V253H75ZM86 254H87V252H86ZM123 254H124V252H123ZM129 254H131V253H129ZM133 254H134V253H133ZM135 254L137 255V253H135ZM135 254H134V255H135ZM140 254H141V253H140ZM145 254H146V253H145ZM160 254H161V253H160ZM165 254H168V253H165ZM165 254H164V256H165ZM81 255H82V254H81ZM87 255H89V254H87ZM115 255H116V253H115ZM115 255H114V256H115ZM125 255H126V254H125ZM125 255H124V256H125ZM136 255H135V256H136ZM138 255H139V254H138ZM138 255H137V257H138ZM156 255H159V254H156ZM169 255H170V254H169ZM169 255H168V256H169ZM6 256H7V255H6ZM67 256H68V255H67ZM117 256H118V255H117ZM129 256L131 257V255H129ZM135 256H134V257H135ZM145 256H147V255H145ZM153 256H152V257H153ZM164 256H163V257H164ZM172 256H175V255H172ZM72 257H73V256H72ZM75 257H76V256H74V258H75ZM86 257H87V256H86ZM130 257H129V258H130ZM134 257H133V260H134ZM137 257H136V261L139 260V259H137ZM139 257H141V256H139ZM156 257H157V256H156ZM166 257H167V256H166ZM93 258H94V257H93ZM93 258H89V257H88L89 260H90V259L93 260ZM122 258H123V257H122ZM145 258H147V257H145ZM170 258H171V257H170ZM113 259H114V257H113ZM120 259H121V257H120ZM124 259H125V258H124ZM126 259H128V257H127ZM164 259H165V258H164ZM21 260H22V259H21ZM65 260H66V259H65ZM80 260H81V259H80ZM133 260H132V261H133ZM109 261H110V260H109ZM158 261H159V260H158ZM158 261H157V262H158ZM90 262H91V261H90ZM123 262H124V261H123ZM126 262H127V260H126ZM128 262H129V261H128ZM140 262H141V260H140ZM145 262H146V261H145ZM145 262H144V264H145ZM153 262H154V261H153ZM189 262H190V261H189ZM66 263H67V262H66ZM66 263H63V264H66ZM138 263H139V261H138ZM146 263H147V262H146ZM32 264H33V263H32ZM80 264H81V263H80ZM91 264H92V263H91ZM93 264H94V263H93ZM107 264H108V263H107ZM110 264H111V263H110ZM125 264H126V263H125ZM127 264H128V263H127ZM136 264H137V262H136ZM150 264H151V262H150ZM155 264H156V263H155ZM181 264H187V260H185V261L182 262Z\"/></svg>","mask_w":264,"mask_h":264}]
</instances>
